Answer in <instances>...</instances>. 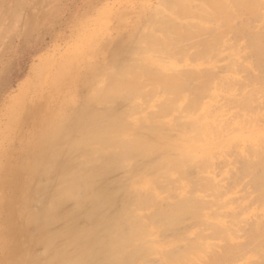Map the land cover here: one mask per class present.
<instances>
[{
  "label": "rangeland",
  "instance_id": "1",
  "mask_svg": "<svg viewBox=\"0 0 264 264\" xmlns=\"http://www.w3.org/2000/svg\"><path fill=\"white\" fill-rule=\"evenodd\" d=\"M184 1V0H183ZM187 3H186V2ZM184 2L185 3H183L182 1L180 2L179 0L178 1H175V0H0V167L1 166H4V165H8L7 163L9 162V161H7V160H9L10 159V157L8 158V156L6 157V155H9L10 153H12L13 154V157L15 158L14 159V161H15V164L13 163V166L15 167V168H11V171H10V177H11V179L9 178L8 179V185H11V186H8V188H6V190H4V191H2V190H0V232H2L1 233V235H0V237L1 238H3V241H1V239H0V264H14V261L13 260H15V264H19V262H20V264H22L23 262H27V258H29L28 259V261H31V262H33V263H36V264H43L42 262H44L45 261V264H47L48 262H50V261H52V260H54L55 258L53 257V256H49V255H51L50 253H52L51 251H52V248H53V252H55V255H58V254H62L63 252H66L67 251V249L70 251V249L71 250H73V247H74V245H76L75 247H74V249L75 248H79L80 246H82V245H84V244H86V241H88L90 238H92V239H96L97 237H95V236H97L96 235V233H97V230H95V229H98L99 228V225L101 224V222H100V220L101 219H103L102 217H104L105 215V217H104V219L107 217H110L111 216V214L113 213V210H114V208L116 207V203L118 202V200H122V198L124 197V195L125 194H127V187H128V183H129V181L128 180H130V179H128V177H127V179L125 178L124 179V176H129V178H131V175L132 176H134L133 178H135L139 173L138 172H140V169L141 168H143V167H145L147 164H148V162L150 163V161L152 162V160H156V159H159L162 155H160V153L158 154V153H154V154H151V157H153V158H151L150 159V156H148V157H146V158H144V159H141V160H139L138 162H137V164H134L135 163V161H133V159H131L130 161H129V163L127 164V165H129V166H125V168H117V169H115V167L114 166H112V168L114 167V169H115V171L112 169V168H109V169H107L108 167H106V169H105V171H104V173L106 172V178H104L103 180H102V182H99L98 183V186H95V188H94V191H98V192H100V191H107V192H110L111 190L112 191H114V194L116 195H114V197H116L117 199H114L113 201H110V202H108V208H106L107 207V204H106V207H103V206H105V204H102V206H98V210H99V212H98V210L96 209L97 207L95 206V207H93V208H91L90 210L93 212H91V211H89L88 212V214H90V212H91V214H93V215H89V217H88V214H86L85 216H84V212L83 211H81L82 209H84V211H88V204H89V202H91L89 199L90 198H88V199H84L83 201H82V203H81V205L80 204H76V205H74V203H73V201L71 202L70 200H68V198H65V197H60L59 199H58V205H56L55 207H54V209H51V207H53L52 206V203L50 204V206H49V209H50V211L51 212H57V214H58V212H60L59 214H62V216L61 215H59V216H56V217H58L57 219H58V222H59V220L61 221V219H60V217L63 219V218H65V219H68L66 222H65V219H63L60 223H58V222H56L55 223V220H52L53 222H49V223H51L50 225H49V223H47V225L45 224L44 226H43V230L45 231V229H46V231H48L49 232V230H51L54 226V230L56 231H54L53 229L51 230V232L53 231L54 232V234H55V236H57V237H53V239L51 240V242H48L47 244H52V242H53V244L51 245V247H48V245L46 246V245H42L43 247V250H41L42 248H40L41 247V243L39 244V243H37V245H38V247L40 248L39 250L41 251H38V248H37V246L36 245H34V243H32V242H30V241H28V244H30V245H28L27 244V246H29V247H27V246H25V247H23L22 245H20V247L22 248H19V245L17 244V242L18 243H21V244H25V243H27L26 241H27V239H31L30 237H33L34 238V236L32 235V233L34 232V228L33 227H31V226H29L28 225V227H27V225H25V227H24V224H20L21 222H19V220H17V216L15 215L16 214V212H17V209H16V207H15V205L17 204V206H18V200H17V198H19V196L17 197V196H15L17 193H18V191L16 192H14V194H12L13 193V189H14V187H16L17 188V185L21 182V180H20V178L18 179L17 178V173H28L30 170H29V166H26V164H24L23 163V161H24V157H23V155L21 154V149H22V147H23V143H25L26 142V140H27V134H28V132L29 131H31L32 129V127L34 126V121H33V119L35 118L34 117V115L35 114H37L38 113V111H37V109H38V107L37 106H39L40 104L41 105H43L42 103H46V101H48V99H49V97L51 96V95H54L55 93H56V99H60L61 98V96H59V95H62L63 96V94L65 93V91L63 90V89H61V90H57V89H55V87L53 86L54 85V82H55V80H52L51 81V79H56L57 77L55 76V75H57L58 76V74H60V73H58L60 70H61V68L62 69H66V68H68L70 65L71 66H75V68H74V70H78L79 72L78 73H81V75H85L86 76V74L89 76V78H90V76L92 77V78H90L89 79V81H92L93 80V83L94 84H96V85H94L93 83V85L94 86H97V87H95V88H97V89H99V88H104V83L106 82V79H111L112 78V76L115 78V76L112 74V76L111 77H108V78H106L107 76H105V79H104V81L102 80V79H100V77L97 75V73L99 72L100 73V71L102 70L101 68H103L102 66V64L105 62L104 61V57L106 58L107 57V55H108V57L107 58H110V56H114L115 55V52L117 53L118 51L121 53H119L120 55V57H121V55H124V52L127 50L128 51V53H129V55L132 57V60L134 59V58H140L141 56H143L144 55V53H146L145 55V59H150L151 61H153V62H155L156 63V61L158 60V62H160L161 63V59H163V58H165L166 60L164 61V59H163V62H164V64H160V63H157V64H159V65H161V67L162 68H158L156 65L154 66V64L152 63L151 64V62L149 61V63L148 64H146L145 65V63H144V60L143 59H141L140 58V64L142 63V65H140L139 64V61L138 62H136L135 64H134V62H132V60H131V57L130 56H127V57H129L130 58V60L129 59H127L125 62L126 63H124V64H127V66H125L124 68L125 69H127V68H129V70H131L130 68H131V65L133 66V64H134V66H133V70L134 69H138V68H142V66H143V68H142V70H140V71H144V73H146L147 72V68H149V70L148 71H150V74L153 76V72H151V70L152 69H154V75L155 76H153V77H156V75L158 76V77H156V78H158V80H159V75H158V72H161L162 71V73L164 72V74L166 75V73H168V72H165L164 71V69L166 70L167 69V66L168 67H170L171 66V64L169 63V62H171V63H174V64H176L175 62L177 61L176 60V58H174V57H172V55L171 54H174L175 53V49H174V47H178V45L180 44L181 46H183V45H186V41L184 42H181V40H180V42H178V37H176V35H178V34H180V36L181 37H184L185 38V36H187V35H189V38H190V35H191V30H193V31H197V29L196 28H199V30H202L203 31V29H206V30H204V31H206V34L208 35L207 37L205 36V38L206 39H211L213 36H214V34H215V29H214V31L213 30H211L210 28L213 26V25H215V24H213V23H215V21H218V20H220V21H222L221 20V18H220V13L218 14V16H219V19L215 16V14H213V13H215L214 11H212L211 9V7L213 6V5H215L214 3H210L208 0H190V2L188 1V0H185ZM207 1V2H206ZM210 1H212V0H210ZM214 1V0H213ZM218 0H215L214 2H217ZM220 1H223V0H220ZM232 3V0H225V2L224 3H221L220 5L222 6V5H225L226 7H228L229 6V8L228 9H230V7H231V5L233 4H230L229 5V3L230 2ZM244 1V0H243ZM256 1H257V3H256ZM263 2V3H259V5H261L262 7H263V5H264V0H255V3L256 4H258V2ZM198 2V3H197ZM228 2V3H227ZM234 2V1H233ZM248 2V1H247ZM174 3H177V4H179L178 6H176V4L174 5V7L172 6V4H174ZM194 3H196V4H194ZM200 3V4H199ZM201 3L203 4V6H204V10L205 9H207L206 7H208L210 4V6H209V9H210V11H209V9L208 10H206L205 11V14H207L206 12H208V15H209V12H211L212 13V15L214 16V19H211L210 18V20H209V23L207 22V21H205L206 22V24H213L212 26L210 25V27H208L203 21L204 20H207V19H209L208 17H207V19L204 17H202V19H203V21H202V19L201 20H199V18L198 17H196V11H197V16H201V14H203L202 13V11L201 10H199L198 11V6H201ZM204 3H208V5L206 6ZM210 3V4H209ZM219 3L220 2H217L216 3V7H218L219 6ZM170 4H171V7H170ZM180 4H182V8L185 10V9H188V10H185V11H187V15H188V18H189V21H191V23H189L188 21H186V23H185V17H187V15H184L183 13H185V11L184 12H181V11H183L180 7ZM188 4V5H187ZM191 4V5H190ZM195 6H194V5ZM228 4V5H227ZM263 4V5H262ZM167 5V6H166ZM185 5V6H184ZM197 5V6H196ZM234 5V4H233ZM243 5H245V3H239V2H237L236 1V6H238L239 8L240 7H243ZM194 8H193V7ZM206 6V7H205ZM225 6H222V8L223 7H225ZM260 6V7H261ZM166 7L167 8V10H166V8L164 9V8ZM197 7V8H196ZM214 7V6H213ZM234 7H235V5H234ZM174 8H175V10L178 8V10H176V12L178 11H180V13H181V15L179 14V13H177L179 16H180V18L177 16V14H176V12L174 13ZM201 8V7H200ZM199 8V9H200ZM157 9L158 10H160L159 11V13H157ZM192 10L190 13H188L190 10ZM218 9H219V7H218ZM217 9V10H218ZM227 8H226V10H228ZM165 10V11H164ZM193 10H194V13H193ZM202 10H203V8H202ZM214 10H216V9H214ZM219 10H221V9H219ZM168 11V12H167ZM224 11H225V9H224ZM230 11V13H231V10H229ZM240 11V10H239ZM154 12H156V13H154ZM163 12H165V13H163ZM171 12V13H170ZM198 12H200V13H198ZM237 12V11H236ZM236 12L235 13H232V14H234L235 16H236ZM242 12H245V10H243V11H241L240 13H242ZM153 13V14H152ZM194 15H193V14ZM211 13H210V15H211ZM229 13V14H230ZM99 14V15H98ZM224 17H226L225 16V12H224V14L223 13H221ZM250 13H248L247 12V16L245 15V17H246V19H247V21H246V19H245V17H243V15L241 14V16L244 18V20L246 21V23H245V25H248V26H241L240 24H238L237 22V24L240 26H235L236 25V23H235V21L236 20H233L231 17V19L229 18V21L232 23L233 22V24H234V26L235 27H232V28H225L226 30H228V32L230 31L231 32V34H230V32L228 33H226L227 35H228V37H227V39H226V37H225V35L222 33V35H224V37H222L221 36V34H220V36H219V34H217V36H215V38H214V41H212V43H213V45H209L210 46V48H209V46L208 45H206L207 43H205L203 40H201V41H203L205 44L204 45H201V46H207V48L209 49V50H207L208 51V53L207 54H205L204 52H203V55L205 56H203L202 57V55H200V54H198L197 56H195V57H191V58H189V56L187 55V57L189 58V60H187L188 58L186 57V58H182V57H185L186 55H185V53L186 52H184V50L186 49L185 47V49L184 50H181V48H180V51H182V52H184V53H179L178 51H176V52H178V54H179V56L177 57V58H180V56L182 55V59L179 61V59H178V61H177V65H174V64H172V66L173 67H175L176 68V70L178 71V69H180L178 72H179V74H185V78L184 79H186L187 80V82L189 81V82H191L192 84H195V80H194V78H196L197 80H196V82L197 83H199L198 82V77H199V73H201L200 71H203V69L202 68H204V70H206V68H208L207 70L209 71L210 69H212V74H211V70H210V72H208L207 70H206V72L205 71H203V73H201V75L202 76H200L199 77V79H200V83H202L207 77H208V75H209V77H208V80L209 81H211V82H209L207 79L205 80L207 83H208V85H209V87H208V85H207V83L206 84H204L205 82H203L202 84H200L199 83V86H197V87H200V85H201V87H203V85L204 86H206V87H208V89L206 90L207 91V95H206V92L204 91H202L203 92V95L205 94V96H203L202 95V98H201V96L199 95V96H197V95H195L196 93L197 94H199V92H200V90H202L203 88H195L196 86L194 85H192V86H190V87H192V89H191V92H189V93H192V91H193V89L195 90V91H193V96L191 97L192 99H197V100H200L201 102H203V101H205V102H213L214 103V105L212 104L211 105V108L213 109V110H219V109H224V111L223 112H228L229 110H232L231 112L229 111L227 114H231L232 116H233V114H234V116H233V118H235L239 113V117L241 118V120L239 119V117H236L235 119H234V121L237 123L238 121V123H237V125H236V123H235V125H233L234 124V122L232 121L233 120V118H229L230 120H231V122H230V120H224L223 122H225V123H227V124H224V126H226V127H224V130H216V129H214L213 130V132L211 131V135H212V138L213 139H223V138H226V141H227V143H228V145L226 144V145H223V146H225L226 148H224L223 149V147H222V149H221V147H218V149H216L215 150V152L212 154V155H217V153H219L220 151H221V154L219 153V155H218V157L216 158L218 161H216V159H215V156H213V158L212 157H210L211 158V161H210V159H209V163H207L208 161V159L206 160V161H203L204 162V164L202 165L201 164V162H199V161H191V164H190V162L188 161L187 163H186V165H185V167L183 168V169H180L179 167L178 168H176L175 170H173V168H172V166H170V168L174 171V172H172V170H171V174H166L167 176H166V178H165V176L163 177V176H161L159 179H160V181H161V183H160V185H165V186H162L161 187V189L162 188H164V187H166V185H167V188H168V191L167 190H165V189H163L164 191H167V193L166 192H163L162 190V195L164 194H168L170 197V199L169 198H167V199H165V200H167V202L168 203H170V205L172 206L174 203H173V201H174V199H175V201L179 198V195H180V192H181V190H180V187H178V185L176 186V184H175V182H177V184H178V179H180L179 178V176H184L183 178H181L186 184H187V189H186V191L187 192H194V193H192L191 195L189 194V193H187L188 194V196L190 197V204H191V207H192V209L194 210V213H191V215L189 214V212H187V213H184V214H182L180 217H178L177 218V220H176V223H172L173 225H169L168 224V227L166 226V227H164V226H162L161 228L159 227L160 226V224L162 223V217H160V215H157V216H155L154 218H151V220L149 221V219L147 218V217H145L144 215V217H145V219L149 222V224H151V226H152V228L156 231V234H157V236H158V238L159 239H168V237H169V239L168 240H172V241H174V240H176L177 241V239H176V237L177 238H181V239H179L178 241H177V244H176V247H178L176 250H180V248L181 249H183V250H186V249H188V246L189 245H184V244H187L188 243V241L190 242V243H194L193 241H196V242H198L199 244H203L204 245V243L206 242V241H209L210 242V245H211V247H209V245H205V247H204V252H210L208 255H209V258H210V260H212V262H214V264H250V262H252L253 260V262L254 263H251V264H263L264 263V259H262L263 257V250H264V245H262V247H260V248H257L256 247V245H252V244H250V243H246V242H248V237H249V235L252 233L251 232V229L250 228H252V226H253V224L252 223H254L257 219H255V217H257L258 218V216L260 217V215H264V212H261V210H260V208L263 206L264 207V201H261V200H257V197L255 196V195H257V193H259V191H258V188L259 187H257V185H255L254 184V182H251V180H249L250 178L251 179H253V176H254V172H258L259 173V171L261 172L262 171V168L260 169V167H258V165H260V163H257L258 162V160L256 161V158L255 157H253V158H250V157H252L249 153H248V155H250L249 156V158L250 159H247L246 157H245V154L247 153V151H241V149L242 148H245L244 146H246V148H251V149H249V151L250 152H253V150H254V148L256 147V146H262L263 148H264V135H262V131L261 130H264V126H262V125H264V113H263V111H264V77H263V79H262V76H264V73L263 72H261V71H259V70H257L255 67H252V65L254 64H252L251 62H255V55L253 54V52H252V50H249L248 48H250L248 45H246L245 44V42L247 43V44H249V39H248V33H247V31L248 30H251L252 28V32L253 31H255V32H257V31H259V30H261L262 29V24H264V18H263V16H259V15H262V14H260V13H255L253 16H251V14H250V16L251 17H255V19L254 20H250L249 18H247V17H249L248 15H249ZM161 15V16H160ZM173 15V16H172ZM209 15V16H210ZM256 15H258V17H260L261 19L260 20H258V18H256L257 16ZM173 17V18H170V17ZM184 16V17H183ZM203 16H207V15H204L203 14ZM228 16V15H227ZM237 16H238V14H237ZM176 17H178V18H176ZM229 17V16H228ZM232 17H234V16H232ZM239 17H240V14H239ZM241 17V19L243 20V18ZM183 18H185V19H183ZM197 18V19H196ZM152 20V21H150V20ZM162 19H163V21H162ZM170 19V20H169ZM191 19V20H190ZM192 19L193 20H195L197 23L199 22V23H204L205 25H200L199 23H198V25H199V27H197L196 25L197 24H195V23H193V22H195V21H192ZM223 19V18H222ZM237 19H238V17H237ZM248 19L250 20V23H249V21H248ZM258 20V21H255V20ZM172 20V21H171ZM174 20H176L177 22H180V20H182L181 22H180V24L183 22L184 23V26H182V27H179V28H174V26L172 27V23L171 22H173ZM188 20V19H187ZM225 20V19H224ZM223 20V21H224ZM228 20V19H227ZM226 20V21H227ZM132 21V22H131ZM153 21H156V23H153ZM176 21H174L176 24H177V22ZM202 21V22H201ZM229 21H227V22H229ZM240 19H238V22L240 23ZM153 23V25H155V26H153V27H156V26H158V27H156V29H154L153 27H152V25H151V23ZM170 23V24H168V25H170L171 27L168 29V28H164L162 25L164 24V23ZM173 22V23H174ZM187 22L191 25L192 24V26H190L189 24L188 25H186L187 24ZM243 22V21H242ZM158 23H160V24H158ZM182 23V24H183ZM83 24V25H82ZM137 24V25H136ZM172 24V25H171ZM175 24V25H176ZM179 24V23H178ZM194 24V25H193ZM232 24V25H233ZM242 24V23H241ZM259 24H261V26H259ZM161 25V26H160ZM250 25V26H249ZM148 26V27H147ZM160 26V27H159ZM177 26H179V25H177ZM202 26V27H201ZM204 26H207V27H205V28H203ZM86 27V28H85ZM122 27V28H121ZM164 29H163V28ZM214 27V26H213ZM244 29H243V28ZM82 28V29H81ZM182 28V29H181ZM188 29L189 30V34L187 33V30L186 29ZM196 30H195V29ZM208 28V29H207ZM251 28V29H250ZM142 31H141V30ZM167 29V30H166ZM191 29V30H190ZM231 29H235V30H239V31H241V30H243V31H241V32H238V34L239 35H241L242 34V38H241V36L239 37L238 36V34L236 35V36H238V40H237V38H236V36H234V38L236 39H232L233 38V36H232V30ZM241 29V30H240ZM134 30V31H133ZM182 30H186L185 31V33H187L186 35H185V33L182 31ZM198 30V31H199ZM207 30H210V33L211 34H213V36L212 37H210L209 36V32L207 31ZM131 31V32H130ZM202 31H199V32H197V34H199L198 36H200V32H202ZM212 31V32H211ZM234 31V30H233ZM135 32V33H134ZM151 32V33H150ZM179 32V33H178ZM183 32V33H182ZM74 33V34H73ZM142 33V35H140ZM143 33H145L146 34V36H151V38H150V40H147V39H144L143 40V38H145L146 36H144L143 38H140V37H142L143 35H145V34H143ZM178 33V34H177ZM196 33V32H195ZM220 33V32H219ZM224 33H225V31H224ZM235 33H236V31H235ZM148 34V35H147ZM196 34V35H197ZM203 34V35H202ZM201 34V36H204V34H205V32L204 33H202ZM137 35L139 36V38L137 37ZM230 35V36H229ZM76 36V37H75ZM131 36H132V38H131ZM134 36V37H133ZM157 36H159V41H162V43L161 42H159V41H156L155 39H153V38H156ZM192 36H193V34H192ZM200 36V37H201ZM171 37H173V39L171 38ZM188 37V36H187ZM187 37L185 38L186 40H187ZM229 37H230V39L231 40H229ZM232 37V38H231ZM132 40H131V39ZM171 38V39H170ZM188 38V39H189ZM192 38V37H191ZM241 38V39H240ZM125 39V40H124ZM174 39H176V40H174ZM182 39V38H181ZM193 39H198V38H194L193 37ZM199 39H202V38H199ZM199 39L197 40V43H198V41H199ZM129 40H131V41H129ZM135 40V41H134ZM139 40H141V41H139ZM170 40H171V42H170ZM190 40V39H189ZM195 40H193V42L195 43ZM212 40H213V38H212ZM225 40H227V41H225ZM233 40L235 41V43L237 42H240V43H238V44H234V45H231L230 44V41L231 42H233ZM128 41V42H127ZM133 41V42H132ZM144 41V42H143ZM155 41H156V43H155ZM175 41V42H174ZM200 41V43H202ZM125 42H126V44H125ZM179 44H178V43ZM206 42H207V40H206ZM227 42V43H226ZM228 42H229V44L230 45H228ZM152 43H153V45H152ZM172 43L174 44V43H176L177 45L175 46V44H174V47H173V53H172V51H170V55L168 54V52H167V54H164L165 52V49H166V47H168L169 45H171L172 46ZM192 43V41H190V44ZM193 43V44H194ZM199 43V44H200ZM209 43V42H208ZM241 43H243V46H245V47H243V46H241L242 44ZM130 44H132L131 46H136V44H138L137 46H136V48L134 49V51H136V53L133 51V48L130 46ZM144 44H145V46H144ZM148 44H150V50L151 51H148L147 49V47H148ZM188 44H189V41H188ZM199 44H196L195 43V45L194 46H198ZM226 44V45H225ZM239 44H241V45H239ZM129 45V46H128ZM153 47H152V46ZM224 45V46H223ZM228 45V47L230 48H228V47H225V46H227ZM122 46V47H121ZM124 46V47H123ZM144 46V47H143ZM170 46V48H172ZM213 46H215V47H213ZM129 47V48H128ZM143 47V48H142ZM151 47H152V49H151ZM156 47V48H155ZM192 48H193V45L191 46ZM225 47V48H224ZM244 49H243V48ZM125 48V49H124ZM127 48V49H126ZM138 48V49H137ZM147 48V49H146ZM170 48H169V50H170ZM191 48V49H192ZM198 48H200V46H198L197 47V49ZM206 48V49H207ZM237 48H239V50L237 49ZM247 48V49H246ZM123 49V50H122ZM155 49V50H154ZM164 51H163V50ZM189 49V51L188 52H191L192 51V53H191V55L193 54V53H195V50H196V48H193V50H190V48L189 47H187V49L186 50H188ZM234 49H236V50H234ZM243 49V52L241 53V50ZM138 50V51H137ZM144 50H146V51H144ZM168 50V49H167ZM200 50V49H199ZM201 50H202V48H201ZM203 50H205V49H203ZM213 50H215V52L213 51ZM140 51V52H139ZM143 51V52H142ZM206 51V50H205ZM248 51H250V52H248ZM122 52H123V54H122ZM139 52V53H138ZM142 52V53H141ZM157 54V52L158 53H162V54H157V56L156 55H153V54H155V53ZM214 54H213V53ZM236 52V53H235ZM240 54V55H242L243 54V56H240L243 60H245V59H247V57H245V54L247 55V56H249L251 59H249V60H247V62H250V64L249 65H247L246 63V61H243V64L245 65L244 67H243V64H239V63H241V61H242V59L240 58V57H238L237 55H238V53ZM248 54H247V53ZM81 53V54H80ZM87 53V54H86ZM94 53V54H93ZM126 53V52H125ZM209 53H211V55H213L212 57H214V58H212L211 57V60H209L210 59V56H209ZM228 54V53H231V54H233V56L235 57H232V55H230V56H227L226 54ZM234 53L235 54H237V55H234ZM88 55V54H90V55H88V56H86V55ZM114 54V55H113ZM139 54V55H138ZM164 54V55H163ZM190 54V53H189ZM80 55V56H79ZM166 55V56H165ZM174 55H176V54H174ZM183 55H185V56H183ZM223 55H226V56H224V57H227V59L226 58H223L224 60H222L221 58L223 57ZM251 55H254V56H251ZM60 56V57H59ZM98 56V57H97ZM140 56V57H139ZM151 56H153V57H151ZM171 56V57H170ZM199 56V57H198ZM54 57V58H53ZM81 57V58H80ZM84 57V58H83ZM101 57V58H100ZM125 57V56H124ZM197 57L200 59V60H198L197 59ZM209 57V58H208ZM221 57V58H220ZM238 57V58H237ZM248 57V58H249ZM252 57L254 58V59H252ZM83 58V59H82ZM143 58V57H142ZM157 58H159V59H157ZM171 59V58H173L174 60H176V61H173V59L172 60H168L167 61V59ZM201 58H202V60H201ZM203 58H205L206 60H204ZM230 58V59H229ZM237 58V60H235V63L236 64H238V67L240 68H244V70H246L245 68H248L247 69V72H248V70H250L249 71V73H251V74H248V79H247V77H246V80L244 79L245 78V76L247 75V74H245L244 73V70H237L238 69V67L236 68V65H235V63H234V61L232 60V59H236ZM89 59V60H88ZM95 59H97V60H95ZM99 59H100V61H101V65H100V61H99ZM196 59V60H195ZM218 59V60H217ZM219 59H221V63H220V60ZM226 59V60H225ZM239 59H241V61L239 62ZM80 60V61H79ZM155 60V61H154ZM160 60V61H159ZM183 60V61H182ZM253 60V61H252ZM70 61V63H72V64H68V62ZM73 61V62H72ZM80 63H82V64H80ZM84 61H85V63H84ZM91 61V62H90ZM129 61H130V63L132 62L133 64H129ZM134 61V60H133ZM142 61V62H141ZM166 61H167V64H165L166 63ZM193 61H196V62H200V66L198 67V68H196L195 70L196 71H199V73L198 72H195V73H197V77H195L194 76V78L192 79V77H193V75H192V77H187L188 75H187V71H186V69L188 68V71H189V67H190V63L189 62H193ZM205 61V62H204ZM215 61H218V62H215ZM234 63V65H233V67H231V66H229V69H228V67H227V65L229 64V63H231V65L233 64L232 62ZM46 62V63H45ZM64 62H65V65H68V66H66L65 67V65H64ZM75 62V63H74ZM77 62V63H76ZM98 62V63H97ZM107 62H108V64H107ZM106 62V65L108 66V68H110V69H112L113 67H115V65H117V64H113V67H111L112 65H110L109 64V62L110 61H107ZM113 62H115V61H113ZM179 62V63H178ZM196 62H194V63H196ZM208 64H207V63ZM229 62V63H228ZM238 62V63H237ZM49 63V64H48ZM56 63V64H55ZM75 65H74V64ZM87 63V64H86ZM111 63V62H110ZM138 63V64H137ZM181 63H183V64H181ZM212 63V64H211ZM84 64H86L87 65V67L86 68H81V66H83V67H85L86 65H84ZM124 64H120V65H118L119 67H121L122 68V65L124 66ZM130 66H129V65ZM144 64V65H143ZM170 66H169V65ZM187 64V65H186ZM189 64V65H188ZM203 64V65H202ZM207 64V65H206ZM218 64V65H217ZM224 64V65H223ZM226 64V65H225ZM55 65H57L58 66V68L55 66ZM105 65V64H104ZM105 65V67H107ZM136 65H137V67H136ZM149 65H151V66H149ZM153 65V66H152ZM181 65H183V66H181ZM206 65V66H205ZM219 66V65H221V66H219V68H220V70L222 71V70H225V71H220L219 72V70L217 71L216 70V67H214V66ZM223 65V66H222ZM230 65V64H229ZM239 65H241V66H239ZM71 66L69 67V68H71ZM88 66L90 67L89 69H87L88 68ZM92 66V67H91ZM164 66H166L165 68H164ZM189 66V67H188ZM208 66V67H207ZM247 66V67H246ZM117 67V66H116ZM136 67V68H135ZM150 67H151V70H150ZM154 67V68H153ZM172 67V68H173ZM215 69H214V68ZM224 67H226V68H224ZM230 67H231V69H230ZM48 68V69H47ZM78 68H80V70L78 69ZM118 68V67H117ZM117 68H113L112 70H115V69H117ZM156 68H158V69H156ZM218 68V67H217ZM222 68V69H221ZM224 68V69H223ZM233 68V69H232ZM86 69H87V71H89L88 73H86L87 71H86ZM163 69V70H162ZM191 69V68H190ZM199 69V70H198ZM202 69V70H201ZM95 70L97 71V73H95ZM129 70H127L128 72H130ZM139 70V69H138ZM137 70V71H138ZM145 70H146V72H145ZM157 70H158V72H157ZM169 70V69H168ZM176 70L174 71H172L173 73L174 72H176ZM194 70V71H195ZM213 70H216V71H213ZM226 70H228L229 71V73L228 74H226L227 72H226ZM232 70L234 71V73L235 74H233V72H232ZM237 72H239L240 74H238V73H236V71ZM91 71V72H90ZM126 71V72H127ZM136 71V70H135ZM155 71L157 72V74L155 73ZM170 71V70H169ZM230 71L232 72V73H230ZM85 72V73H84ZM95 73L96 75H95V77L94 76H92V75H90L91 73ZM127 72V73H128ZM178 72H176V74L175 75H177L178 74ZM191 73L193 72L192 70L190 71ZM214 72V73H213ZM224 72H226V73H224ZM246 72V71H245ZM257 72H259V73H257ZM260 72L263 74H260ZM53 73H55V74H53ZM57 73V74H56ZM98 73V74H99ZM109 73H111V72H109ZM162 73H160V77H164V76H162L163 74ZM171 73V72H170ZM209 73V74H208ZM216 73V74H215ZM226 76H229L230 78H232L233 76L236 78H232V79H234V81L232 80V79H228L229 81H230V83L231 84H233V83H235V85H234V87H233V85H231L230 83H229V81H227V79H225L227 82H228V84L223 80V78L221 77V76H224L223 74ZM129 74V73H128ZM131 74H133V71L131 72ZM149 74V73H148ZM147 74V75H148ZM194 74V73H193ZM206 74V75H205ZM208 74V75H207ZM236 74H238V75H236ZM258 76H256V75ZM182 75V76H183ZM206 77H204V76ZM212 77H211V76ZM213 75H214V77H213ZM215 75H217V77H218V75L221 77L220 78V80L217 78V79H215ZM231 75V76H230ZM242 75H245V76H242ZM250 75V76H249ZM255 75V76H254ZM260 75H262V76H260ZM110 76V75H109ZM142 76L143 75H141L140 77H138V79L140 80V79H142V80H145L144 78H142ZM146 76V75H145ZM149 76V75H148ZM148 76H146V77H148ZM151 76V77H152ZM180 75H177V77H179ZM189 76H191V74L189 75ZM240 76L242 77V78H240ZM260 76V77H259ZM35 77V78H34ZM48 77H49V79H48ZM56 77V78H55ZM131 77H132V79L133 78H135L134 77V74L131 76L130 75V80H132L131 79ZM145 77V78H146ZM150 77V78H151ZM152 77V78H153ZM211 77V78H210ZM244 77V78H243ZM252 77H256V79H257V81L258 80H262V82L260 81V82H257L256 80H255V78L252 80ZM128 78H129V76H128ZM150 78H148V79H146V82H144V83H142V84H144V86L142 85H140V83L138 82L139 80L137 79H135L137 82L136 83H139V84H137V87H140V88H138V90H139V92H140V94L138 95L137 93H135V91H137V90H134V92H133V94H131V93H129L128 92V94H131V96L130 95H127L126 96V94H124L128 99H126V97L124 98L122 95V102H124L123 103V105L125 104V102H126V104L127 103H130L129 104V107H128V105H124V106H121L122 104H121V102H119L120 101V97L119 98H117L118 97V94L116 95V97H115V94H113V97L112 96H110V95H112V93H110V95H108V94H105V95H107V98L103 101V100H101L100 99V102H98V100L97 101H95V104L93 103L94 101H91L93 104L91 105L90 104V106H86L85 105V103L82 101V100H84V96H83V94H84V89H85V87H80V88H78L77 89V94H74L75 95V97H77L78 98V101H76L77 103H76V105L74 106V105H71V107L70 106H68V107H70V108H72V107H76L77 109L78 108H80V109H82L83 110V116H90V117H99L97 114H95V113H97L100 109L103 111V110H107V109H112V111H113V113H115L116 115H117V111L118 110H122L125 114H126V116L129 118V116L131 115V114H133L134 112H135V109H137V112H139V114L140 115H143V116H149V119L150 118H152V116H150V115H154L153 117H155V115L157 116L158 114V112L157 111H159V115L157 116L159 119H163V118H175L176 119V117H178V116H181L179 119L181 120V119H183L182 117V114H183V112H187V111H185V106H184V110L182 109V106L181 105H179V103L178 102H180L179 101V99H178V94H177V97L175 98V96H176V92L177 93H180V92H182L183 94H189V93H187L188 91L187 90H185L186 88H185V86H184V84H186V83H184L183 84V80L181 79V77H180V79H181V82H180V80H179V82L181 83V84H183V86L182 85H180V86H182V87H180V86H178V90H180V89H182V90H180L179 92L178 91H176L175 89H174V87H171V89L170 88H168L169 90H167V91H165V92H163L162 90H160L159 91V89H162V87H163V90H165V86L167 87V86H169V84L167 85V84H165V82H164V86L162 85V84H158L157 83V81H156V79H154V80H151V82H152V84H150V86L148 87V88H150L151 89V92H148V96H147V94H145V93H147V92H145V93H141L142 91H143V89L142 88H145V90L147 89L146 88V86H148L149 85V79ZM165 78V77H164ZM167 78H169V77H167ZM203 78V79H202ZM205 78V79H204ZM228 78V77H227ZM239 78V79H238ZM259 78V79H258ZM261 78V79H260ZM94 79L95 80H97L96 82H94ZM166 79V78H165ZM179 79V78H178ZM178 79L176 80V81H178ZM211 79H213V80H211ZM221 79L223 80V84L221 83L220 85H223V89H221V91H220V89L219 88H221V87H219V85L218 84H216V83H218V81H221ZM249 79H251L250 80V82L252 83V84H247V89H246V84L244 83V82H247ZM99 80V81H98ZM103 82H102V81ZM127 82H129V80L128 79H125ZM125 80H124V82H125ZM168 79H166V81H167ZM169 80H171L170 78H169ZM192 80H193V82H192ZM217 80V81H216ZM238 81V83L236 82V81ZM242 80L244 81V82H242ZM110 81V80H109ZM108 81V82H109ZM141 81V80H140ZM163 81V79H161V82ZM174 81V80H173ZM202 81V82H201ZM232 81V82H231ZM256 83H255V82ZM29 82V83H28ZM40 82H42V83H40ZM49 82H50V84H49ZM53 82V83H52ZM84 82V81H83ZM82 82V84L81 85H84V84H86V82L85 83H83ZM110 82H114V80H112V81H110ZM126 82V83H127ZM159 82V81H158ZM178 82V83H179ZM185 82V81H184ZM188 82V84H186V85H189V84H191V83H189ZM241 84H240V83ZM249 82V81H248ZM249 82V83H250ZM48 83V84H47ZM51 83H52V88L53 89H55V90H57V91H53V89H51L49 86H51ZM126 83H124V85L126 86ZM160 83V82H159ZM163 83V82H162ZM177 83V82H176ZM176 83H173V85H175ZM258 83H259V85H258ZM42 84V85H41ZM44 84H47V85H45L44 87H43V85ZM106 84V83H105ZM108 84H110V83H108ZM107 84V85H108ZM113 84V83H112ZM112 84H110V86L112 85ZM148 84V85H147ZM238 84H239V87H238ZM255 84V85H254ZM40 85V86H39ZM49 85V86H48ZM129 85V84H128ZM153 87H156V88H153ZM172 84H171V86H173ZM177 85V84H176ZM226 85V86H225ZM228 85V86H227ZM232 86L231 88H229L230 86ZM242 85V86H241ZM42 86V87H41ZM109 86V85H108ZM131 86V87H130ZM130 86L128 87L127 86V88H129V89H131V92H132V85L130 84ZM237 86V87H236ZM251 86V87H250ZM255 86V87H254ZM29 87V88H28ZM170 87V86H169ZM176 87V86H175ZM183 87L185 88L184 90H185V93H184V91H183ZM194 87V88H193ZM228 87L229 89H226V88ZM240 87H241V89H240ZM37 88V89H36ZM41 88V89H40ZM46 88H48V89H46ZM77 88V87H76ZM126 88V89H127ZM172 88H173V91H172ZM189 88V87H188ZM187 88V89H188ZM251 88V89H250ZM44 89V91H45V89H46V91H48L49 92V90L51 89L52 91L51 92H49L50 94H47V92H42V90ZM96 89V93L98 92L99 93V91H100V89L99 90H97ZM129 89H127L128 91H129ZM142 89V90H141ZM155 89V90H154ZM156 89L160 92L159 94H158V91H156ZM217 90V89H219V90H217V95H222L224 92H226L225 93V95L223 94L222 96H216V93H215V91H213V90ZM224 89H226V91H223ZM237 89V90H236ZM41 90V91H40ZM84 90V91H83ZM102 90V89H101ZM189 90H190V88H189ZM208 90H209V93H208ZM249 90V91H248ZM256 90V91H255ZM260 90L262 91V93L263 94H260L261 92H260ZM59 91V92H58ZM62 91V92H61ZM80 91V92H79ZM95 91V90H94ZM148 91H150V90H148ZM170 92V94H168L169 92ZM171 91H172V93L174 92V95L172 96V94H171ZM197 91V92H196ZM223 91V92H222ZM237 91H240V95H238L239 93H237ZM257 91H259V92H257ZM38 93V95H37V93ZM53 92H55V93H53ZM59 94H58V93ZM112 92H114V93H116L115 91H112ZM138 92V91H137ZM144 92V91H143ZM168 92V93H167ZM195 92V93H194ZM221 92V93H220ZM229 92V93H228ZM61 93V94H60ZM80 93V94H79ZM149 93H150V96L152 95V98L149 96ZM78 94H79V97H78ZM144 94V95H143ZM158 94V95H157ZM161 94H163V95H170V96H172V98L174 97V99H172V102H173V104H175V100H176V105H173L172 103L171 104H167V103H165V102H161V100H162V95ZM200 94H202V93H200ZM257 94V102L255 101L256 100V98L254 99V101H255V103H253L254 101H253V96L254 97H256L255 95ZM41 95H45L44 97H42ZM48 97H47V96ZM50 95V96H49ZM261 95V96H260ZM21 96V97H20ZM32 96V97H31ZM40 96V97H39ZM81 96V97H80ZM129 96V97H128ZM190 96V94L189 95H187V98H190L189 97ZM197 96V97H196ZM64 97V96H63ZM131 97V98H130ZM193 97H195V98H193ZM221 97V98H220ZM112 98V99H111ZM133 98V101H135V102H138V107L136 106V103H132V102H128V101H131V99ZM135 98V99H134ZM141 98H142V100H141ZM185 99V101H187L188 99ZM220 98V99H219ZM247 98V99H246ZM250 98H252L251 100H250ZM263 98V99H262ZM36 99V100H35ZM40 99H41V101H43L42 103H41V101H40ZM115 99H117V100H115ZM126 99V100H125ZM244 99V100H243ZM249 99V100H248ZM28 100V101H27ZM111 100V101H110ZM146 100V101H145ZM36 101H37V103H36ZM145 101V102H144ZM189 101V100H188ZM215 101H217V102H215ZM246 101L248 102V103H246ZM249 101L251 102V101H253V102H251V103H249ZM261 101H262V103H261ZM33 102V103H32ZM52 102V101H51ZM83 102V103H82ZM96 102H97V104H96ZM142 102H144V105L146 106V108H144V105L142 104ZM157 102V104H155ZM159 102H161V104H160V106H159ZM242 102V103H241ZM244 102V103H243ZM260 102V103H259ZM34 103H35V105H34ZM80 103V104H79ZM82 103V104H81ZM121 104V105H119V104ZM133 105H132V104ZM147 103V104H146ZM167 104V105H165V104ZM221 103V104H220ZM249 104V106L248 105H246V104ZM258 103H259V105H258ZM32 104V105H31ZM38 104V105H37ZM101 104V105H100ZM141 104H142V106L143 107H141V109L143 110V111H141V109H140V106H141ZM165 105V107H163L164 105ZM182 104H186V103H182ZM233 104V105H232ZM240 104H243V106H241ZM253 104V105H252ZM255 104V105H254ZM107 107H106V106ZM117 105V106H116ZM134 105L136 106V108L134 107ZM155 105V106H154ZM157 105V106H156ZM188 105V104H187ZM235 105H240V106H236L235 107ZM263 105V106H262ZM23 106V107H22ZM30 106V107H29ZM111 106V107H110ZM117 108H116V107ZM130 106L132 107L131 108V110L133 109V111L131 112L129 109H130ZM152 106V107H151ZM173 106H176V107H173ZM224 106V107H223ZM233 106V107H232ZM245 106H246V109L248 108H250V109H253V107H254V109L253 110H250V112H249V110L247 109V113L245 112V113H243V110L245 109ZM252 106V107H251ZM258 106H260V107H262V108H258ZM110 107V108H109ZM135 109H134V108ZM151 107V108H150ZM154 107H157V109L156 108H154ZM159 107V108H158ZM171 107H172V109H171ZM189 107H190V104H189ZM214 107V108H213ZM244 107V108H243ZM31 108L33 109V110H31ZM87 108V109H86ZM100 108V109H99ZM106 108V109H105ZM187 108V107H186ZM190 108H193L192 106L190 107ZM227 108V109H226ZM241 108H243V110L241 111L240 109ZM73 109V108H72ZM96 109V111H95V113H93L92 111H90L89 113L87 112V110H95ZM97 109H99V110H97ZM144 109H146L145 110V112H144ZM152 109V110H151ZM100 110V111H101ZM114 110L116 111V112H114ZM126 110H129V111H127V112H129L128 114H127V112H125ZM148 110V111H147ZM170 110H171V114H170ZM183 110V111H182ZM188 110H191V109H188ZM226 110V111H225ZM239 110V113H237L236 111H238ZM30 113H29V112ZM99 111V113H101ZM110 112H108V110L106 111V112H108V115L109 114H111V115H113V116H116L115 114H113L112 113V111L111 110H109ZM140 111L142 112V113H140ZM156 111V112H155ZM233 111H235V112H233ZM244 111H246V110H244ZM150 112V113H149ZM152 112H154V113H156V114H152ZM233 112V113H232ZM254 112V115H256V120L252 123V121H250L249 120V115H248V113L250 114H252ZM258 112V113H257ZM98 113V114H99ZM102 113H104V111L102 112ZM16 114H17V116H16ZM95 114V115H94ZM135 114V113H134ZM149 114V115H148ZM237 114V115H236ZM165 115H166V117H165ZM168 115V116H167ZM245 115L247 116V118H245ZM253 115V114H252ZM132 116V115H131ZM174 116V117H173ZM232 116H230V117H232ZM157 117H155L154 119H156ZM161 117V118H160ZM32 118V119H31ZM100 118V117H99ZM157 118V119H158ZM177 118V119H178ZM247 119V121L245 122L243 119ZM259 118H261L260 119V121H259ZM238 120V121H237ZM261 120H263V121H261ZM27 121H31L30 123H31V125H29L30 123L29 122H27ZM33 121V122H32ZM148 121V120H147ZM243 121H244V123H243ZM176 122V121H175ZM241 122H242V124H241ZM176 123H178V122H176ZM256 123V124H255ZM261 123H262V125H261ZM28 124V125H27ZM33 124V125H32ZM36 124V123H35ZM141 124H143L144 125V128H145V130L147 129V124H146V122H145V124L144 123H142V122H140V123H138L137 125L139 126V129L140 130H142V128H140L141 126ZM232 125V127H234L233 129H231V125ZM252 124H254V126L252 125ZM146 125V126H145ZM179 125H181V123L179 124ZM182 125H186V126H188L187 124H182ZM239 125V126H238ZM262 126V129H261V126ZM32 126V127H31ZM137 126V127H138ZM29 129H31V130H29ZM236 127V128H235ZM241 129H240V128ZM258 127V128H257ZM13 128V129H12ZM144 128H143V130H144ZM176 128H178V127H176ZM175 128V129H176ZM213 128V127H212ZM230 128V129H229ZM242 130L243 129V131H245V128L248 130H250L249 132H251V135L249 134V135H245L244 137H241L242 139H244V140H239V139H237V138H240V136L238 137L237 136V138H235L236 136H235V134H237V133H239L240 131L238 130ZM28 129V130H27ZM261 129V130H260ZM145 130H144V132H145ZM169 130V128L167 127V125H163V128H162V131H168ZM238 130V131H237ZM257 130H260L261 131V133L260 132H258ZM27 131V132H26ZM221 131V132H220ZM230 133H229V132ZM8 133V134H7ZM16 133V134H15ZM25 133V134H24ZM260 133V134H259ZM24 134V135H23ZM164 134V133H163ZM170 135L172 134L173 135V137H175L174 135H176V137H179V136H177V133L176 132H172V133H169ZM221 134V135H220ZM234 136H232V135ZM255 135V137H253V135ZM257 134V135H256ZM258 134H259V137H258ZM264 134V133H263ZM29 135V134H28ZM171 135V136H172ZM229 135H231V136H229ZM216 136V137H215ZM221 136V137H220ZM227 136V137H226ZM24 137H26V138H24ZM199 137V139L200 140H202L203 141V139L204 138H202L203 137V135H199L198 136ZM231 138V139H229V138ZM252 137V138H251ZM257 137V138H256ZM6 138V139H5ZM240 138V139H241ZM256 138V139H255ZM247 142H246V141ZM251 140V141H250ZM258 141V142H257ZM263 141V142H262ZM15 144H13V143ZM235 142H237L236 144H235ZM252 142V143H251ZM253 142H255V143H253ZM12 143V144H11ZM234 144V146H232L233 144ZM257 143V144H256ZM260 143V144H259ZM229 144H231V145H229ZM253 144V145H252ZM15 146V148H13ZM254 146V147H253ZM19 147V148H18ZM228 147H230V148H228ZM231 147H233L234 149H232ZM17 148V149H16ZM75 149V150H74ZM81 149H82V151H81ZM239 149V150H238ZM73 150L74 151H71L70 152V156H69V158L71 157V161H72V163L74 164V165H81V164H83V163H85V154H84V151H83V148H80V149H78V147H74L73 148ZM233 150H235L234 152H232V154L229 152V151H233ZM244 150V149H243ZM247 150V149H246ZM173 151H175V152H173L172 154H175L176 153V150H173ZM223 151H228L229 153H230V155H229V153L227 154V153H222ZM248 151V152H249ZM263 152V151H262ZM8 153V154H7ZM79 153V154H78ZM236 153H237V155H236ZM239 153V154H238ZM14 154H15V156H14ZM76 154H78V155H76ZM98 154V153H97ZM97 154H95V155H97ZM177 154V153H176ZM175 154V155H176ZM226 156H224V155ZM227 154V155H226ZM156 155V156H155ZM174 155V156H175ZM238 155L239 156H241L240 158H241V160H239V157H238ZM222 156L223 157H225V158H223L222 159ZM244 156V159L242 158ZM60 157V156H59ZM177 157V156H176ZM238 157V158H237ZM134 158V157H133ZM254 158H255V160H254ZM60 159V161H61V158H59ZM150 159V161H148ZM225 159H227V161H224ZM232 159H233V162L235 161V159H238V162H241L240 164V167L243 169H241L239 166H238V164L239 163H237V162H235L233 165L232 164H230V162L232 163ZM144 160V161H143ZM213 160V161H212ZM214 160H215V162L216 163H214V165H213V163L211 164V162H214ZM245 160V161H244ZM248 160H249V162H250V164H252V167H254V168H252V170L254 171V172H251V169L250 168H247V165L248 164H246V163H249L248 162ZM250 160H252V161H250ZM21 161H22V163H21ZM132 161H133V163H132ZM19 162V163H18ZM224 162H226L227 164H224ZM244 162H245V164H244ZM146 163V164H145ZM198 163H199V168H196L197 167V165H198ZM221 163V164H220ZM134 164V165H133ZM203 166V167H201V165ZM243 164H244V166L246 167V173L244 172V166H243ZM258 164V165H257ZM132 165L134 166V167H132ZM138 167H136V166ZM224 165V166H223ZM226 165V166H225ZM188 166V167H187ZM195 168H194V167ZM233 166H235V168L233 167ZM237 166V167H236ZM20 167V168H19ZM24 167V168H23ZM135 167L137 168V169H135ZM193 169H192V168ZM201 167V168H200ZM221 167L222 169H220L219 170V168ZM231 167V168H230ZM136 170H134V169ZM205 168H207V169H205ZM217 170H216V169ZM230 168V169H229ZM236 168H240V171L238 170V169H236ZM111 169L113 170V171H111ZM130 169V170H129ZM211 169H213V171H215L216 172V178L219 176V178H221V177H228V178H230L228 175H230L229 174V172L231 173V170H233L232 171V175H230L232 178L234 177V176H236L237 174L239 175V173H241V175H239V179H237V177H236V179H237V181L235 180V183L237 182V184H238V182H239V184L237 185V184H235L234 183V185L232 186V187H234V188H232V187H230V186H227L228 184H230L229 182H231L232 180H231V178H230V180L231 181H229L228 183H227V180H229L228 178H227V180H223V179H225V178H223V179H221V180H219L218 178H217V180H218V183L221 181L222 183H219L220 185H221V187L222 188H225L226 186L227 187H230V189H231V191H230V189H229V191H227V187L225 188V189H221V187H220V190L221 191H223L222 193L223 194H225L226 196V198H222V194L220 193V195H221V200H219L220 202H221V204L219 205V203L220 202H218V203H216V202H214L215 203V205H213L212 203H211V205H213L212 207L210 206V204H209V206H208V202L207 201H203L205 204L204 205H206V207H204V205H200V203H199V198H197V200H198V202L197 201H195V199H193L194 197H195V193L196 192H199L198 190L199 189H197V188H207V189H205V190H207V191H205L204 189H203V191L200 189V191H202V192H206V193H208V194H210V193H212V191H210L211 190V188L209 187V184H210V182H208V181H206L208 178H206L207 176H205L206 175V170H208V171H211ZM215 169V170H214ZM229 169V170H228ZM235 169H236V171H235ZM108 170V171H107ZM116 170H118V171H116ZM133 170V171H132ZM188 170V171H187ZM198 171V172H195V171ZM205 170V171H204ZM247 170H248V172H250V173H248L247 172ZM256 170V171H255ZM259 170V171H258ZM130 171H132V172H130ZM176 171H178V172H180L179 174H178V172L176 173ZM187 173H186V172ZM227 171H229L228 173H227ZM235 171V173H233ZM239 173H238V172ZM242 171L245 173V175H244V173H242ZM122 172V173H121ZM123 172H125L124 174H123ZM190 172V173H189ZM195 172V173H194ZM201 172V173H200ZM214 172V173H215ZM220 174H219V173ZM225 172V173H224ZM237 172V173H236ZM15 173V174H14ZM108 173V174H107ZM119 173H120V175H119ZM198 173V174H197ZM211 173V172H210ZM224 173V174H223ZM49 174H50V171H49ZM114 174V175H113ZM116 174V175H115ZM181 174V175H180ZM204 174V175H203ZM217 174H219L218 176H217ZM221 174H223V175H221ZM253 174V175H252ZM165 175V174H164ZM171 175V176H170ZM197 175H199V176H197ZM247 175V176H246ZM251 177H250V176ZM13 176L15 177V180L13 179ZM119 176H122V177H120V179H119ZM244 176V177H243ZM170 179V180H172V179H174L172 182H170L171 183V185H172V187L173 188H171L173 191V193H171L170 191H171V189L169 188L171 185L168 183L169 182V180H168V178ZM174 177V178H173ZM123 178V179H122ZM133 178H131V180L133 179ZM172 178V179H171ZM184 178H185V180H184ZM17 179H18V184H17ZM175 179H177L176 181H175ZM188 179V180H187ZM241 179V180H240ZM14 182H13V181ZM121 180L123 181V182H121ZM127 180V181H126ZM130 180V181H131ZM191 180H193V183L191 182V185H190V181ZM240 180V181H239ZM23 181V180H22ZM113 181V182H112ZM166 181H167V183H166ZM175 181V182H174ZM198 181V183H194V182H197ZM226 181V182H225ZM247 181V182H246ZM33 182V181H32ZM226 184H225V183ZM107 183H108V185H110V186H108L107 188H105L106 186H107ZM110 183V184H109ZM200 183V184H199ZM209 183V184H208ZM232 183V182H231ZM251 183V184H250ZM201 184H203V187L202 186H200ZM204 184H205V186H204ZM46 185L47 184H45L44 185V187H46ZM105 185V187H103V188H101L102 186H104ZM113 185H115V187H113ZM190 185V186H189ZM199 185V186H198ZM226 185V186H225ZM237 185V186H236ZM242 185H243V188L241 189V187H242ZM253 185L255 186L254 188H253ZM12 186H13V188H12ZM175 186H176V188L178 187L179 188V190H178V188L176 189L175 188ZM210 186H211V184H210ZM225 186V187H224ZM245 186V187H244ZM47 187H48V185H47ZM98 188V189H97ZM113 188V189H112ZM114 188H116L117 190H114ZM166 188V189H167ZM236 188V189H235ZM251 188V189H250ZM47 189V188H46ZM46 189H39V190H42L41 192L40 191H38L39 192V194L41 193L42 194V196H41V194H40V196H39V194L37 195L38 197H40V198H42V197H44L43 196V191H45ZM96 189V190H95ZM106 189V190H105ZM109 189H111V190H109ZM170 189V190H169ZM188 189H192V190H194V191H190V190H188ZM213 189V188H212ZM233 190H235L234 192H232ZM255 190H256V192H255ZM48 191H49V189H48ZM103 191V192H104ZM220 191V192H221ZM240 191V192H239ZM249 191V192H248ZM106 192V193H107ZM116 192H117V194H116ZM175 192H177V193H179V195L177 194H175ZM230 192H232V194H230ZM237 192V193H236ZM242 192H244V193H242ZM255 192V193H254ZM2 193V194H1ZM46 193H50V192H47L46 191ZM45 193V194H46ZM119 193V194H118ZM170 193L172 194V195H170ZM206 193H204V194H206ZM215 192H213V194H214ZM245 193H247V194H245ZM254 193V194H253ZM5 194V195H4ZM175 194V195H174ZM206 195L205 196V198L207 199H209L210 201H211V199H212V201L214 200L213 199V197L211 196V195ZM238 194V195H237ZM240 194H241V196H242V194L244 195L243 197H241L240 196ZM2 195V196H1ZM3 195H4V197H3ZM14 195V196H13ZM49 195V194H48ZM47 195V196H48ZM120 195V196H119ZM215 195H216V193H215ZM228 195H231V196H228ZM258 195H262V193L260 192ZM264 195V194H263ZM263 195L260 197V199L262 198L263 200H264V198H263ZM46 196V197H47ZM118 196V197H117ZM193 198H192V197ZM209 196V197H208ZM235 198H234V197ZM239 196V197H238ZM245 196H248L247 197V200H246V198H245ZM252 196V197H251ZM253 196H255V198H256V200L255 199H253ZM14 197H15V200H14ZM120 197H121V199H120ZM144 197V196H143ZM149 197V196H148ZM148 197L146 198V200H148ZM171 197H173V198H171ZM174 197H176V198H174ZM224 197V196H223ZM230 197H231V199H230ZM232 197H233V199H232ZM236 197H238L240 200V202L237 200V198ZM230 200H229V199ZM244 198V199H243ZM37 198H35V200L34 201H32L31 202V208H32V210H34L35 208H36V210H38L39 208H40V206L42 205V206H44L43 204H45V202H44V199H40V200H38L40 203H38V206L36 205L37 204V200H36ZM207 199V200H208ZM228 199V200H227ZM234 199L235 200H237V202H238V204L234 201ZM251 199H253V201L251 200ZM67 200V201H66ZM116 200H117V202H116ZM149 200H151L150 198H149ZM148 200V201H149ZM152 200H153V197H152ZM151 200V201H152ZM165 200H161L160 198L159 199H157V198H155L153 201V203L155 204H153L152 205V202L151 201H146V205L150 208L148 211H151L153 208H156V206L158 207L159 206V209H155L156 211H154L155 213L157 212V211H160V210H162L163 208V206L164 205H162L163 203L166 205L167 204V202L165 201ZM193 200V201H192ZM208 200V201H209ZM227 200V201H226ZM250 200V201H249ZM215 201V200H214ZM223 201H226V202H224V204H226V203H228V205L227 206H225L222 202ZM231 201H233V202H231ZM247 201H249V202H252L251 204L250 203H248ZM19 202H23L22 200H20ZM34 202V203H33ZM86 202H87V204H86ZM114 203V205H112V206H114V208L111 206L110 207V205L111 204H113ZM157 202V203H156ZM231 202V203H230ZM244 204H243V203ZM33 203V204H32ZM36 203V204H35ZM84 203V204H83ZM149 203V204H148ZM171 203H173V204H171ZM236 203V204H235ZM259 203H260V205H259ZM67 204V207H65V205ZM73 204V205H72ZM85 204H86V207H85ZM202 204V203H201ZM216 204H218V208H219V211H222V206L221 205H224V208H223V211L220 213V212H218V208L217 209H215L216 208ZM248 204H249V206H248ZM259 206H258V205ZM90 205V204H89ZM133 205V206H132ZM245 205H247L248 206V208L245 206ZM73 206H74V208H73ZM76 206H78L79 207V209L76 207ZM82 206V207H81ZM139 205H137V203H135V202H133V203H131L130 205H129V207L128 208H132V209H137L136 211H138V209H139V207H138ZM167 206V205H166ZM166 206L164 207V208H166ZM215 206V207H214ZM221 206V207H220ZM244 206H245V210L247 211H245L244 210ZM257 206V207H256ZM38 207V208H37ZM168 207H169V204H168ZM206 208V209H204V208ZM226 207H228V208H226ZM229 207H230V209H232V210H230L229 209ZM236 207V208H235ZM241 207H243V208H241ZM76 208H77V211H76V213H75V210H76ZM87 208V209H86ZM101 208L104 210H101ZM198 208V209H197ZM208 208V209H207ZM247 208V209H246ZM258 208V209H257ZM73 209V210H72ZM106 209V210H105ZM108 209V210H107ZM211 209V210H210ZM229 209V210H228ZM239 209H243V210H239ZM249 209V210H248ZM254 209V210H253ZM54 210V211H53ZM78 210L79 211H81V213L83 212V216H81L82 214L80 213V216H81V218H79L80 216H78L79 215V212H78ZM97 210V211H96ZM101 210V211H100ZM143 210V213H145V215H146V210L145 209H142ZM154 210V209H153ZM228 210V211H227ZM234 210V211H233ZM236 210H238V211H236ZM251 210V211H250ZM67 212V213H65V212ZM105 211H107V214L105 213L104 214V212ZM140 211V210H139ZM218 212V214L217 213H215V212ZM226 211V214H228V215H226L224 212ZM232 211H233V213H232ZM253 211H257L258 213H259V215H257V216H255L254 217V215L257 213V212H255V214H254V212ZM100 212H103V215L100 213ZM212 212H214V216H211L213 213ZM232 214H231V213ZM241 212V213H240ZM243 212H245L246 214H242ZM95 213H97L98 215H96ZM141 213V212H140ZM220 213V214H219ZM235 213V214H234ZM263 213V214H262ZM64 214H66V217H68V215L70 214V220H72L73 218V220L74 221H76V222H74L73 221V223H72V221H69V217L68 218H66V217H64ZM68 214V215H67ZM75 214L78 216V218H77V216H75ZM99 214H100V216H99ZM108 214H109V216H108ZM189 214V215H188ZM194 214V215H193ZM148 215V214H147ZM146 215V216H147ZM150 215V214H149ZM187 215L189 216V218H187ZM209 215V216H208ZM219 215V216H218ZM234 215H237V216H239V217H237V216H235V217H233ZM253 217H252V216ZM72 216V217H71ZM93 216V217H92ZM101 217L100 219H99V221H98V228L96 227V225L97 224H95L96 222H97V219H98V217L95 219V223H94V218L95 217ZM192 216H193V218H194V220L192 219ZM199 216L201 217V219L199 218ZM215 216H218L219 218H221L222 220H226V219H229L230 220V218H231V216H232V218H231V220L233 221H235V218H237L238 219V221L240 220V218L242 219V218H244V219H246L245 217H248L247 218V221H248V223H247V221L245 220V223H243L242 224V221L241 222H239V224L241 225V227H240V230L243 232V234H241V236L239 237L240 239H239V241L241 242V244L244 242L245 244V246L243 245H237L238 247H235V250H237L240 246L241 247H243V249H244V252H245V254L243 255V254H241V250H242V248L240 249H238L237 251H234V250H232L233 249V246L232 245H230V243H229V241L227 240V239H225L227 236H225L224 234H225V231H223V232H218L219 234L220 233H222V235H221V238H220V235L218 236L217 235V238L218 239H216V238H212V236L210 235V234H212V231H214V230H210L209 228L210 227H213V223L212 222H210V219H211V217H215ZM229 216H230V218H229ZM16 217V218H15ZM82 217H85L84 219L82 218ZM89 218V220L91 219V221H93V224H91L90 222L91 221H89L88 220V218ZM157 217V218H156ZM205 217V218H204ZM250 217V218H249ZM87 218V219H86ZM196 218H199V219H196ZM203 218H204V222L206 223V224H204L203 222H201L200 223V221L201 220H203ZM226 218V219H225ZM83 219V220H82ZM103 219V220H104ZM158 219V220H157ZM161 221H160V220ZM236 219V220H237ZM253 220V221H251V220ZM255 219V220H254ZM259 219V218H258ZM82 220V221H81ZM85 220H88V221H85ZM103 220H101V221H103ZM195 220H197V221H199V222H197L196 221V223H195ZM206 220V221H205ZM231 220H230V224H233L232 222H231ZM57 221V220H56ZM63 221L65 222V223H67L65 226H63V227H61V225L60 224H63ZM81 221V222H80ZM85 221V222H84ZM192 221V222H191ZM244 221V220H243ZM251 221V222H250ZM70 222V223H69ZM84 222V223H83ZM100 222V223H99ZM155 222V223H154ZM79 223V224H78ZM83 223V224H82ZM86 223H87V225H89V223H90V225H92V226H90V228H92V229H90V228H88V226H87V229L89 230V231H92L93 232V229H94V231H96L95 232V234L93 233V234H85L86 232V228L84 229L83 228V226L82 225H86ZM180 223V224H179ZM201 225H200V224ZM226 223H227V220H226ZM250 223V224H249ZM58 224H59V227H61V228H59L58 227ZM76 224V225H75ZM82 224V225H81ZM95 224V225H94ZM157 224H158V226H157ZM227 224H229V222L227 223ZM246 224H248V225H246V226H248V227H246L245 225ZM56 225H57V227H56ZM79 225V226H78ZM196 225L198 226V225H200V226H198V227H196ZM205 225H206V228H205ZM252 225V226H251ZM24 227L25 228V230H23L22 229V227ZM52 227V228H50V227ZM74 226V227H73ZM78 226V227H77ZM83 228H81V227ZM175 226V227H174ZM216 226V225H215ZM235 226V225H234ZM32 229H31V228ZM64 227H67L69 230L71 229V228H74L75 230H71V231H69L68 229L66 230V228H64ZM85 227V226H84ZM174 227V228H173ZM217 227V226H216ZM215 227V231H217L218 229ZM45 228V229H44ZM78 228V229H77ZM80 228V229H79ZM165 228V229H164ZM169 228H171V229H173L172 231H171V229H169ZM247 228V230H245V229ZM250 230H249V229ZM21 229V230H20ZM32 230V232L30 233L31 234V236H29L30 234L28 233V231H30V230ZM78 230V232H77V230ZM164 229V230H163ZM169 229V230H168ZM180 230L179 232H178V230ZM184 231H183V230ZM213 229V228H212ZM2 230V231H1ZM19 230V231H18ZM27 230V231H26ZM58 230V231H57ZM61 230V231H60ZM63 230V231H62ZM79 230H83L82 231V234H81V236H79L80 235V231ZM162 230V231H161ZM188 230V231H187ZM189 230H191V232L189 231ZM9 231V232H8ZM17 231V232H16ZM45 231V232H46ZM161 231V232H160ZM219 231V230H218ZM240 231V232H241ZM245 231V232H244ZM19 232V233H18ZM23 232L25 233V232H27V233H25V234H23ZM37 231L35 230V232L33 233L35 236L36 235H38L37 233H36ZM50 232V233H51ZM60 233L59 235H61L62 233V237H60L59 235H58V233ZM64 232H66V233H64ZM69 232H70V234H69ZM77 232V233H76ZM83 232H85L84 233V235H86V236H84V237H86L85 239L83 238ZM92 232H90V233H92ZM186 232V233H185ZM196 232H198V233H196ZM211 232V233H210ZM241 232V233H242ZM146 233H149V232H146ZM160 233V234H159ZM179 233H181V235L179 234ZM182 233H184V234H182ZM204 233H205V235H207V233H210V234H208V235H210L209 236V238L208 237H205L206 238V240H204L205 238H199L200 236H197V234H203L204 235ZM8 234V235H7ZM57 234V235H56ZM67 234V235H66ZM76 234H79V235H77L76 236ZM227 234V233H226ZM25 236V238L23 237V236ZM70 235V236H69ZM171 235V236H170ZM197 236V238L195 239L194 238V236ZM202 235V236H203ZM207 235V236H208ZM246 235V237H244V236ZM26 236H28V238L26 237ZM66 236H68V238H69V240L71 241V239H70V237L71 238H73V239H75L74 241H73V243H72V245H73V247L71 248V247H69V246H72L71 245V243H69L70 241L69 240H67V237ZM73 236V237H72ZM160 236V237H159ZM201 236V237H202ZM214 236H216V233L214 234ZM223 236L225 237L224 238V240H223ZM20 237H22L21 239H23V240H21L20 241ZM79 237H82L83 239H80ZM163 237V238H162ZM175 237V238H174ZM243 237H244V241H243ZM37 238L38 237H36V238H34V239H36V241L33 239V240H31V241H35V242H37L38 240H37ZM61 238V239H60ZM63 238V239H62ZM193 238V239H192ZM201 239V240H199V239ZM212 238V239H211ZM245 238L247 239L246 241H245ZM77 239V240H76ZM92 239H91V241H92ZM174 239V240H173ZM192 239V240H191ZM209 239H211V240H209ZM222 239V240H221ZM80 240L83 242V241H85V242H81L80 243ZM182 240V241H181ZM221 240V241H220ZM5 241V242H4ZM24 241H25V243H24ZM67 241V242H66ZM76 241H78V242H76ZM97 241L98 240H96V243H94V244H92V250H100V248L99 247H101V245H98V244H100V241H98L99 243H97ZM192 241V242H191ZM222 241H225V243L224 242H222ZM1 242H3V244L1 245ZM41 242V241H40ZM187 242V243H186ZM229 244H228V243ZM6 243V244H5ZM223 243V244H222ZM226 243H227V245H228V247H227V245H226ZM12 245V246H10V245ZM17 244V245H16ZM32 244H33V248H32ZM180 244V245H179ZM217 244H218V246H217ZM247 244V245H246ZM9 245V246H8ZM16 245V246H15ZM49 245V246H50ZM202 245V246H203ZM223 245V246H222ZM226 245V246H225ZM4 247V250H3V247ZM31 246V247H30ZM46 246V247H45ZM67 246V247H66ZM98 246V247H97ZM225 246V247H224ZM230 246H231V250L232 251H234V252H240L239 253V256H237L238 258H236V255H238V254H234V252L233 253H231L232 251H229L228 250V248H230ZM251 248L250 250H249V248ZM10 247H12V249L10 248ZM14 247V248H13ZM48 247V248H47ZM213 247L215 248V247H217L216 248V251L217 252H221L220 254H224L223 256H228L227 258L226 257H223V256H219L220 254L219 253H217L216 251H215V249H213ZM248 248V250H247V248ZM24 248V249H23ZM37 249L36 251L38 252H36L35 251V249ZM46 248V249H45ZM70 248V249H69ZM208 248H212L213 250H211V249H208ZM237 248V249H236ZM256 248V249H255ZM6 249V250H5ZM28 250V252L30 251V254L29 253H26V251L25 250ZM32 249H34V250H32ZM153 247H152V251H153ZM248 251V253L246 252V250ZM257 249H258V251H257ZM51 250V251H50ZM225 250H228V252H226ZM240 250V251H239ZM252 250V251H251ZM6 251V253H3V252H5ZM10 251V252H9ZM46 251V252H45ZM47 251H49V252H47ZM170 252H167L168 254L169 253H172V251L171 250H169ZM214 251V252H213ZM23 252V253H22ZM40 252V253H39ZM43 252V254H44V256L42 257V255L43 254H41ZM225 252H226V254H225ZM8 253V254H7ZM17 253V254H16ZM31 253H35V254H31ZM46 253H47V255H46ZM56 253H58V254H56ZM164 253V252H163ZM211 253H213V254H211ZM216 253V254H215ZM260 254V256H259V254ZM4 254H5V256H4ZM6 254L8 255V256H6ZM17 256H20V254H21V256L20 257H23V258H25L24 256H26V258H25V261H24V259L22 258V260H20L21 258H19V257H16L15 258V256L16 255ZM23 254H24V256H23ZM37 254V256H36V258L34 259V255H36ZM40 254H41V257H40ZM49 254V255H48ZM54 254V253H53ZM154 254V255H153ZM168 254H165L164 253V255H165V257L166 256H169ZM206 253H204V256L202 257V259H201V261L202 260H205L204 261V264H209V261H207L209 258H208V255H207ZM219 254V255H218ZM228 254V255H227ZM241 254V255H240ZM15 255V256H14ZM29 255H31V256H29ZM33 255V256H32ZM39 255V256H38ZM46 255V256H45ZM161 255H162V253H161ZM163 255V256H164ZM205 255H207V256H205ZM28 256V257H27ZM47 256H49V258L47 257ZM152 256V257H151ZM154 256V257H153ZM15 259H14V258ZM33 257V258H32ZM46 257H47V259H46ZM50 257H53V259H51ZM56 257V259L59 257V256H55ZM207 257V258H206ZM213 257V258H212ZM221 257V258H220ZM232 257V258H231ZM233 257H235L234 258V260H233ZM243 257V258H242ZM7 258V259H6ZM46 260H45V259ZM140 258V257H139ZM142 258V257H141ZM148 258H149V260H148ZM229 258H231V259H229ZM2 259V260H1ZM48 259H51V260H49V261H47ZM144 259H146L147 260V262L148 263H150V264H159L160 263V255L158 254V253H156L155 252V250H154V252L153 253H150V254H147V255H145L144 256ZM221 259V261L222 262H219V260ZM224 259V260H223ZM228 259V260H227ZM238 259V260H237ZM140 259H138V261H139ZM230 260V261H229ZM232 260V261H231ZM19 261V262H18ZM38 261H40V262H38ZM42 261V262H41ZM247 261V262H246ZM3 262V263H2ZM200 262V261H199ZM208 262V263H207ZM212 262H210V264L212 263ZM237 262V263H236ZM202 263H203V261H202ZM201 262L200 263H197V264H202ZM24 264V263H23ZM82 264H96V261L94 260V259H89V260H87V261H84Z\"/></svg>",
  "mask_w": 264,
  "mask_h": 264
},
{
  "label": "bare ground",
  "instance_id": "2",
  "mask_svg": "<svg viewBox=\"0 0 264 264\" xmlns=\"http://www.w3.org/2000/svg\"><path fill=\"white\" fill-rule=\"evenodd\" d=\"M175 1H178V0H175ZM180 2L182 1L183 3H185L183 0H179ZM189 2H190V0H188ZM203 1V0H202ZM211 4L212 3H214L215 5H213L211 8V10L212 11H214L215 13H213V14H215V16L219 19V16H218V14L220 15V18H221V20L222 21H220V20H218V21H215V23H213V24H215V25H213V24H210L212 27L210 28L211 30H213L214 31V29H215V34H214V36H213V34H211L210 33V30H207L208 32H209V36L210 37H212L213 38V40H212V38L211 39H206L205 38V36L207 37L208 35V33L206 34V31H204V30H206V29H203V31L202 30H199V25H198V23L200 22H196L195 20H193L192 19V21H195V22H193V23H195V24H197L196 26L197 27H199V28H196L197 29V31H193V30H191V35H190V38H189V35H187V36H185V38L187 37V40L184 38V37H181L180 36V34H178V35H176V37H178L179 39H178V42H180V40H181V42H185L186 43V45H183V46H181L178 42V47H174V44H175V46L177 45L176 43H172V46L171 45H169L168 47H166V49H165V53L164 54H167V52H168V54L170 55L171 53H170V51H172V53L174 52L173 50L175 49V53L174 54H176V55H174V54H171L172 55V57H174V58H176V60L178 61V59H179V61L183 58H186L187 57V55L189 56V58H193V57H195V56H197L198 54H200V55H202V57L205 55V54H207L208 53V51L207 50H209L208 48H207V46H201V45H204L205 43H207L206 45H213V43H212V41H214V38H215V36H217V34H219V36H220V34H221V36L222 37H224V35H225V37H226V39H227V37H228V35L226 34L227 32H228V30H226L225 28H232V27H235V26H239L238 24H240L241 26L243 25V26H248V25H245V23H246V21H247V19H246V17H245V15L247 14V12L248 13H250L251 14V16H253L255 13H260V14H262V15H259L260 17L261 16H263V18H264V5H263V7L261 6V5H259V3L261 4V3H263V2H258V4H256L257 3V1H256V3H255V0H232V3L235 5V7H234V5L230 2L229 3V5L230 4H232L231 5V7H230V9H228L229 8V6L228 7H226L225 5H222V6H225V7H223L222 8V6L220 5L221 3H224L225 2V0H223V1H220V0H218L217 2H220L219 3V9H221V10H219L218 9V7H216L217 5H216V3L217 2H214L213 0L212 1H210V0H208ZM234 1V2H233ZM236 1L237 2H239V3H245V5H243V7H238V6H236ZM248 1V2H247ZM262 1V0H261ZM204 2V1H203ZM207 2V1H206ZM187 3V2H186ZM198 3V2H197ZM209 3V4H210ZM228 3V2H227ZM176 4V6H178L179 4H177V3H174V4H172V6L174 7V5ZM194 4H196V3H194ZM193 4V5H194ZM200 4V3H199ZM206 6L208 5V3L206 4V3H204ZM210 4V5H211ZM188 5V4H187ZM191 5V4H190ZM209 5V6H210ZM228 5V4H227ZM167 6V5H166ZM180 8L183 10V11H181V12H184L185 10H188V9H183L182 8V4H180ZM185 6V5H184ZM195 6V5H194ZM197 6V5H196ZM205 6V7H206ZM209 6L208 7H206L207 9H205L204 10V6H203V4L201 3V6H198V11L199 10H201L202 11V13L204 14V15H207V16H203V14H201V16H197V11L195 12L196 13V17H200L199 18V20H201L202 19V17L204 18H206L207 19V17L209 18V19H207V20H204L203 21V19H202V21L206 24V22L205 21H207L208 23H209V20H210V18L211 19H214V16L212 15V11L211 12H209V15H210V13H211V15L209 16L208 15V12H206L207 14H205V11L206 10H208L209 9ZM261 6V7H260ZM170 7H171V4H170ZM179 7V6H178ZM193 7V6H192ZM201 7V8H200ZM164 8V7H163ZM166 8V7H165ZM164 8V9H165ZM194 8V7H193ZM200 8V9H199ZM202 8H203V10H202ZM226 8L228 9V10H226ZM214 9H216V10H214ZM218 9V10H217ZM224 9H225V11H224ZM166 10H167V8H166ZM174 10H175V8H174ZM176 10H178V8L176 9ZM176 10L174 11V13L176 12ZM190 10V9H189ZM229 10H231V13H230V11ZM240 10V11H239ZM243 10H245V12H242V13H240L241 11H243ZM159 11L160 10H158L157 9V13H159ZM165 11V10H164ZM192 10H190L188 13H190ZM209 11H210V9H209ZM237 11V12H236ZM168 12V11H167ZM224 12H225V16L226 17H224L221 13H223L224 14ZM236 12V16L234 15V14H232V13H235ZM154 13H156V12H154ZM163 13H165V12H163ZM171 13V12H170ZM177 13H179L180 15H181V13H180V11L178 12H176V14ZM187 13V11H185V13H183L184 15H187L186 14ZM193 13H194V10H193ZM192 13V14H193ZM198 13H200V12H198ZM230 13V14H229ZM153 14V13H152ZM237 14H238V16H237ZM239 14H240V17H239ZM241 14L243 15V17H245V19H246V21L244 20V18L241 16ZM245 14V15H244ZM250 14L248 15L249 17H247V18H249L250 20H254L255 19V17H251L250 16ZM99 15V14H98ZM194 15V14H193ZM229 17H228V16ZM161 16V15H160ZM173 16V15H172ZM170 17V18H173V17ZM177 16L180 18V16L177 14ZM192 16V15H191ZM190 16V17H191ZM232 16H234V17H232ZM247 16V15H246ZM255 16V15H254ZM257 17L256 18H258V20H260L261 18L260 17H258V15H256ZM178 17H176V18H178ZM184 17V16H183ZM189 17V18H190ZM232 18L233 20H236L235 21V23H236V25L234 26V24H233V22L231 23L230 21H229V18ZM237 17H238V19H240L241 21H240V23L238 22V19H237ZM241 17L243 18V20L241 19ZM186 18V19H185ZM185 18H183V19H185V23H186V21H188L189 23H191V21H189V18H188V15H187V17H185ZM230 18V19H231ZM254 18V19H253ZM188 19V20H187ZM197 19V18H196ZM225 19V20H224ZM228 19V20H227ZM231 19V20H232ZM248 19V21H249V23H250V20ZM150 20V19H149ZM170 20V19H169ZM191 20V19H190ZM224 20V21H223ZM229 21V22H227V21ZM257 19L255 20V21H258ZM150 21H152V20H150ZM162 21H163V19H162ZM172 21V20H171ZM174 21H176V20H174ZM173 21V22H174ZM182 20H180V22H181ZM201 21V22H202ZM243 21V22H242ZM132 22V21H131ZM171 22L172 24V27L174 26V28H179V27H182V26H184V23L182 24H180V22H177V24L174 22ZM187 22V24L186 25H188L189 23ZM245 22V23H244ZM264 22V21H263ZM151 23V22H150ZM153 23H156V21H153ZM153 23H151V25H152V27L153 26H155V25H153ZM179 23V24H178ZM204 23H199L200 25H205ZM242 23V24H241ZM158 24H160V23H158ZM168 24H170L169 22L167 23H164L162 26L164 27V28H170L171 26L170 25H168ZM176 24V25H175ZM233 24V25H232ZM83 25V24H82ZM137 25V24H136ZM177 25H179V26H177ZM190 25V24H189ZM194 25V24H193ZM207 26L209 25V24H206ZM210 25L208 26V27H210ZM263 26H262V29L261 30H259V31H257V32H255V31H253L252 32V29L251 30H248L247 31V33H248V39H249V44H247L246 42H245V44L246 45H248L250 48H248L249 50H252V52H253V54L255 55V59L252 57V59H254L255 60V62H251L253 65H252V67H255L257 70H259V71H261V72H263L264 73V24H262ZM161 26V25H160ZM159 26V27H160ZM190 26H192V24L190 25ZM207 26H204L203 28H205V27H207ZM250 26V25H249ZM259 26H261V24H259ZM148 27V26H147ZM156 27H158V26H156ZM156 27H153L154 29H156ZM162 27V28H163ZM202 27V26H201ZM240 27V26H239ZM86 28V27H85ZM122 28V27H121ZM163 28V29H164ZM243 28V27H242ZM247 28V27H246ZM82 29V28H81ZM182 29V28H181ZM186 29V28H185ZM189 29V28H188ZM188 29H186L187 30V33L189 34V30ZM195 29V28H194ZM195 29V30H196ZM208 29V28H207ZM244 29V28H243ZM141 30V29H140ZM167 30V29H166ZM185 30V31H186ZM202 31V32H200V36H201V34L202 33H204L205 32V34H204V36H198L199 34H197V32H199V31ZM232 30V36H233V38L232 39H235L234 38V36H236L237 34H238V32H241V31H243V30H241V31H239V30H235V29H231ZM234 30V31H233ZM134 31V30H133ZM142 31V30H141ZM184 33H185V31L184 30H182ZM224 31H225V33H224ZM235 31H236V33H235ZM131 32V31H130ZM182 32V33H183ZM196 32V33H195ZM212 32V31H211ZM220 32V33H219ZM230 32V31H229ZM228 32V33H229ZM135 33V32H134ZM151 33V32H150ZM187 33H185V35L187 34ZM222 33L224 34V35H222ZM74 34V33H73ZM143 34H145V33H143ZM192 34H193V36H192ZM197 34V35H196ZM230 34H231V32H230ZM236 34V35H235ZM140 35H142V33L140 34ZM148 35V34H147ZM182 35V34H181ZM203 35V34H202ZM144 36H146V34L145 35H143L142 37H140V38H143ZM230 36V35H229ZM238 36L240 37L241 36V38H242V34L241 35H239L238 34ZM238 36H236V38H237V40L239 39L238 38ZM76 37V36H75ZM134 37V36H133ZM137 37L139 38V36L137 35ZM150 38H151V36H149ZM148 36H146L145 38H143V40L144 39H147V40H150V38H149ZM192 37V38H191ZM193 37L194 38H202V39H199V41H198V43H197V40L198 39H193ZM131 38H132V36H131ZM130 38V39H131ZM161 38V37H160ZM159 36H157L156 38H153V39H155L156 41H159ZM172 39H173V37H171ZM170 38V39H171ZM182 38V39H181ZM190 40H189V39ZM240 38V39H241ZM205 41H204V40ZM125 40V39H124ZM132 40V39H131ZM131 40H129V41H131ZM174 40H176V39H174ZM193 40H195V43L196 44H199L200 43V41L201 40H203V41H201L202 43H200L198 46H200V48H198L197 49V47L198 46H194L195 45V43L193 42ZM206 40H207V42H206ZM229 40H231L230 39V37H229ZM236 40V39H235ZM135 41V40H134ZM139 41H141V40H139ZM151 41V40H150ZM156 41H155V43H156ZM188 41H189V44H188ZM190 41H192V43L190 44ZM225 41H227V40H225ZM128 42V41H127ZM133 42V41H132ZM144 42V41H143ZM159 42H161L162 43V41H159ZM170 42H171V40H170ZM175 42V41H174ZM209 42V43H208ZM194 43V44H193ZM227 43V42H226ZM232 43V44H231ZM238 43H240V42H238ZM237 42L235 43V41L233 40V42H231L230 41V44L231 45H236V44H238ZM125 44H126V42H125ZM229 44V42H228V45H230ZM242 44V45H241ZM241 44H239V45H241V46H243V43H241ZM132 44H130V46H131ZM138 44H136V46H137ZM152 45H153V43H152ZM151 45V46H152ZM193 45V48H196V50H195V53H193L192 55H191V53H192V51L191 52H188L189 51V49L188 50H186L187 49V47H189L190 48V50H193V48L191 47ZM226 45V44H225ZM228 45L227 46H225V47H228ZM129 46V45H128ZM136 46H131L132 48H133V51H134V49L136 48ZM144 46H145V44H144ZM143 46V47H144ZM170 46L172 47V48H170ZM186 46V47H185ZM224 46V45H223ZM122 47V46H121ZM124 47V46H123ZM135 47V48H134ZM138 47V46H137ZM142 47V48H143ZM146 47V46H145ZM153 47V46H152ZM152 47H151V49H152ZM173 47H174V49H173ZM186 49H185V48ZM213 47H215V46H213ZM224 47V48H225ZM243 47H245V46H243ZM242 47V48H243ZM129 48V47H128ZM148 48V49H147ZM146 49L148 50V51H151L149 48H150V44H148V47H147ZM156 48V47H155ZM169 48H170V50H169ZM180 48H181V50H184V52H186L185 53V55H183V56H185V57H182V55L180 56V58H177L178 56H179V54H178V52L179 53H181L182 51H180ZM184 48V49H183ZM192 48V49H191ZM201 48H202V50H201ZM207 48V49H206ZM209 48H210V46H209ZM229 48V47H228ZM125 49V48H124ZM127 49V48H126ZM138 49V48H137ZM168 49V50H167ZM173 49V50H172ZM200 49V50H199ZM203 49H205V50H203ZM230 49V48H229ZM238 50H239V48H237ZM244 49V48H243ZM243 49L241 50V53L243 52ZM247 49V48H246ZM123 50V49H122ZM155 50V49H154ZM234 50H236V49H234ZM138 51V50H137ZM144 51H146V50H144ZM176 51H178V52H176ZM194 51V50H193ZM214 52H215V50H213ZM126 52V53H125ZM124 52V55H121V57L119 56L121 53L118 51L117 53L115 52V55L114 56H110V58H107L108 57V55H107V57L105 58L104 57V63L102 64L101 63V61H100V59H99V61H100V65L103 67V68H101L102 70L100 71V73L98 74L97 73V71L95 70V73H97V75L100 77V79H102L103 81H104V79H105V76H107L106 78H108V77H111L112 76V74L115 76V78L112 76V78L111 79H106V84L104 83V88L102 87V88H99L100 89V91H99V93L97 92L96 93V89L98 88L97 86H94V85H96V84H94L93 83V80L92 81H89V79L90 78H92L91 76H90V78H89V74L87 75L86 74V76L85 75H81V73H78L79 71L77 70H74V68H75V62L73 63L75 66L73 67V66H71V68H66V69H62L61 68V70L58 72V73H60V74H58V76L57 75H55L56 77V79H51V81L52 80H55V82H54V87H55V89H57V90H61V89H63L64 91H65V93L63 94V96L62 95H59V96H61V98L60 99H56V97L58 96H56V93L55 92H53V93H55L54 95L56 96H54V95H49L50 97H49V99H48V101H46V103L44 104V103H42L43 101H41V99H40V101H41V103L43 104V105H39V106H37L38 107V109H37V111H38V113L37 114H35L34 115V119H33V123H34V126L31 128V129H29L28 127V129L29 130H31V131H29L28 132V134H27V140H26V142L25 143H23V147H22V149H21V154L23 155V157H24V161H23V163L24 164H26V166H29L28 168H29V172L28 173H17L16 175H17V178L19 179L20 178V180H21V182L18 184V179H17V188L16 187H14V189H13V193L12 194H14V192L16 191H18V193L15 195V196H19V198H17V202H18V206H17V204L15 205V207H16V209H17V212H16V216H17V220H19V222H21L20 224H24V227H25V225H27V227H28V225L29 226H31V227H33L34 229V232H35V230L37 231L36 233L38 234L39 232V234L38 235H34L33 233H32V235L34 236V238H36V237H38L37 238V242H35L36 241V239H34L33 237H30L31 239H27V243H25V241H24V243L25 244H21V243H18L17 242V244L19 245H24L23 247H25V246H27V244H28V241H30V242H32V243H34V245H36L37 246V248H38V251H40L39 249L40 248H42L43 246L42 245H48V247H51V245L53 244V242H52V244L50 245V244H47L48 242H51V240L53 239V237L55 238V237H57V236H55V234H54V232L52 231L51 232V230L53 229L54 230V227L52 228V227H50V228H52L51 230H49V232L48 231H46V229H45V231L42 229L43 228V226L46 224L47 225V223H49L50 221L51 222H53L52 220H55V223L56 222H58V217H56V216H59V215H61L62 216V214H59L60 212H58V214H57V212L55 213V212H51L50 211V209H49V206H50V204L52 203V206L53 207H51V209H54V207L56 206V205H58V199L62 196V197H65V198H68V200H72L73 201V203H74V205H78V204H80L81 205V203H82V201L84 200V199H88V198H90L89 200L91 201V202H89V204H88V211H84V209H82L81 211H83L84 212V216L86 215V214H88V212L89 211H91L90 209L91 208H93V207H97L96 209L98 210V206H102V204H107V207H106V204H105V206H103V207H106V208H108V202H110V201H113L114 199H117L116 197H114V191H112L111 189H109V190H111L110 192H105L104 190V192L103 191H100V192H98V191H94V188H95V186H98V183L99 182H102V180L104 179V178H106V172L104 173V171H105V169H106V167H108L107 169H109V168H112V166H114L115 167V169H117V168H125V166H129V165H127L128 163H129V161L131 160V159H133V161H135V163L134 164H137V162L139 161V160H141V159H144V158H146V157H148V156H150V159L151 158H153V157H151V154H154V153H160V155H162L159 159H156V160H152V162L150 161V159L148 160V161H150V163L148 162V164L145 166V167H143V168H141L140 169V172H138L139 174L135 177V178H133L134 176H132L131 175V178H133L132 180H131V178H129V176H124V179L126 178L127 179V177H128V179H130V180H128L129 181V183H128V187H127V194H125L124 195V197L122 198V200H118V202H117V200H116V207L114 208V203L113 204H111L110 205V207L112 206V205H114V206H112L113 208H114V210H113V213L111 214V216L110 217H106L105 219H104V217L106 216H104V217H102L103 219H101V220H103V221H101L100 220V222H101V224L99 225V228L97 227L98 226V221H99V219L101 218V217H98V219H97V222L95 221V219L97 218V217H95L94 218V223L95 224H97L96 225V227L98 228V229H95V230H97V233H96V235L97 236H95V237H97L96 239H92V238H90L88 241H86V244H84V245H82V246H80L79 248H75L74 249V247L77 245H74V247H73V245H72V243H73V241L75 240V239H73V238H71L70 237V239H71V241L69 240V238H68V236H66L67 237V240H69L70 242L69 243H71V245L72 246H69V247H73V250H71L70 248V251L67 249V251L66 252H63L61 255L60 254H58V253H56V254H58V255H55V252H53V248H52V253H50L49 251H47V252H49L51 255H49V256H53L55 259L54 260H52V261H50V262H48L47 264H82L84 261H87V260H89V259H94L95 261H96V264H150V263H148L147 262V260L146 259H144V256L145 255H147V254H150V253H153L154 252V250H155V252L156 253H158L159 255H160V263L159 264H197V263H202V261H203V263L202 264H204V261L205 260H202L201 261V259H202V257L204 256V253H208L207 251L206 252H204V247H205V245H209V247H211V245H210V242L209 241H206L205 243H204V245L203 244H199L198 242H196V241H193L194 243H190L189 241H188V243L187 244H184V245H189L188 246V249H186V250H183V249H181L180 248V250H176L178 247H176V244H177V241L179 240V239H181V238H177L176 237V239H177V241L176 240H174V241H172V240H168L169 239V237H168V239H159L158 238V236H157V234H156V231L152 228V226H151V224H149V222L145 219V217H147L148 219H149V221L151 220V218H154L155 216H157V215H160V217H162V223L160 224V228L162 227V226H164V227H168V224L170 225H173L174 223H176V220H177V218L178 217H180L182 214H184V213H187V212H189V214L191 215V213H194V210L192 209V207H191V204H190V197L188 196V194L187 193H189L190 195L192 194V193H194L195 191L194 190H192V189H188V190H190V191H194V192H187L186 191V189H187V184L181 179V178H183L184 176H179V178L180 179H178V184H177V182H175L177 179H175V184H176V186L178 185V187H180V190H181V192H180V195H179V193H177V192H175V194L177 193L178 195H179V198L175 201V199H174V201H173V203H171V204H173L172 206L170 205V203H168L167 202V200H165V199H167V198H169L170 196L168 195V194H163L162 195V193L163 192H166L167 193V191H168V188H167V185H166V187H164V188H162L161 189V187L162 186H165V185H160V183H161V181H160V177L161 176H165V178H166V174H171L172 172H174L173 170H175L176 168H180V169H183L184 167H185V165H186V163L189 161L190 162V164H191V161H199V162H201V164L203 165L204 164V162L203 161H206L207 159V163H209V159H210V161H211V158L210 157H212L213 158V156H215V159L218 157V155H219V153L221 154V151L219 152V153H217V155H212L214 152H215V150L216 149H218V147H223V149L224 148H226L225 146H223V145H228V143H227V141H226V138H223V139H213L212 138V133H211V131L213 132V130L214 129H218V130H224V127H226V126H224V124H227V123H225V122H223L224 120H230L229 118H233V116H234V114H233V116L231 115V114H227L229 111L231 112L232 110H229L227 113L226 112H223L224 111V109H219V110H213L212 108H211V105L213 104L214 105V101L211 103L210 101L209 102H205V101H203V102H201L200 100H197L195 97H193V98H195V99H192L191 97L194 95L193 94V91H195L194 89H193V91H192V93H189V92H191V89H192V87H190V86H196L195 88H203L202 90H200V92H199V94H195V95H197V96H201V98H202V95H203V92L205 91L206 92V95H207V89H208V87H209V85H208V77H209V73L207 74L208 75V77L206 78L204 75V77L208 80L207 82L204 80L203 82H205L204 84H206L207 83V85H208V87H206V86H204L203 85V87H201V85H200V87H197V86H199V83H200V79H199V77L200 76H202L201 75V73H203V71H205L206 72V70L208 69V68H206V70H204V68H202L203 69V71H200L201 73H199V71H196L195 69L196 68H198L200 65V62H196V61H193V62H189L190 63V67H189V71H188V68L186 69V73H187V77L189 78V77H192V75H193V77H192V79L194 78V76L195 77H197V73H195V72H198L200 75H199V77H198V82L199 83H197L196 82V78H194V80H195V84H192L191 82H189V83H191V84H189V85H186V84H188V82H187V80L186 79H184L185 78V74L183 75L182 73L181 74H179V70L180 69H178V71L176 70V66L175 67H173L174 65H177V61L176 60H174L173 58H171V59H167V61L169 60H172L173 59V61H176L175 63L176 64H174V63H171V62H169L170 64H171V66L170 67H168L167 66V69L165 70L164 69V71L165 72H168V73H166V75L164 74V72L162 73V71L161 72H158V68H162L161 67V65L162 64H164V62H163V59H164V61L166 60L165 58H163V59H161L162 61H161V63L160 62H158V60L156 61V63L155 62H153V61H151L150 59H145L146 57V53H144V55L143 56H139L141 59H143L144 60V63H145V65L146 64H148L149 63V61L151 62V64L153 63L154 64V66L156 65L158 68H156V69H158L157 70V72H158V75H159V80H158V78H156V77H158L157 75H156V77H153V76H155L154 75V69H152L151 70V67H150V70H151V72H153V76L150 74V71H148L149 70V68H147V72H146V70H145V72L146 73H144V71H140V70H142V68H143V66H142V68L140 69V68H138L137 67V65H136V67L139 69H134L133 70V66H134V64L136 63V62H138L139 61V64H140V58H134L133 60H132V57L129 55V53H128V51L126 50ZM135 53H136V51H134ZM140 52V51H139ZM138 52V53H139ZM143 52V51H142ZM141 52V53H142ZM184 52H182V53H184ZM203 52L205 53L204 55H203ZM248 52H250V51H248ZM120 53V54H119ZM155 53V52H154ZM181 53V54H182ZM190 53V54H189ZM198 53V54H197ZM213 53V52H212ZM236 53V52H235ZM234 53V55H237V54H235ZM238 53V52H237ZM240 53V52H239ZM238 53V57H240V56H243V54L242 55H240ZM244 53V52H243ZM247 53V52H246ZM251 53V52H250ZM81 54V53H80ZM87 54V53H86ZM85 54V55H86ZM94 54V53H93ZM122 54H123V52H122ZM157 54H162V53H158L157 52ZM157 54L155 53V54H153V55H156L157 56ZM163 54V55H164ZM214 54V53H213ZM226 54V53H225ZM232 55V57H234L233 56V54H231V53H228V54H226L227 56H230V55ZM248 54V53H247ZM88 55H90V54H88ZM88 55H86V56H88ZM139 55V54H138ZM195 55V56H194ZM211 55V53H209V56ZM226 55H223V57L221 58L222 60H224L223 58H226L227 59V57H224V56H226ZM254 55H251V56H254ZM80 56V55H79ZM125 56V57H124ZM127 56H130L131 57V60H132V62H134V64L131 62L130 63V58L129 57H127ZM166 56V55H165ZM206 56V55H205ZM204 56V57H205ZM213 55H211L210 56V59L209 60H211V57H212ZM60 57V56H59ZM98 57V56H97ZM143 57V58H142ZM151 57H153V56H151ZM171 57V56H170ZM182 57V58H181ZM199 57V56H198ZM197 57V59L198 60H200L199 58ZM207 57V56H206ZM237 57V58H238ZM244 57V56H243ZM245 57H247V59H245V60H243L241 57V59H242V61H241V59H239V62L241 61V63H239V64H243V61H246L247 62V60H249V59H251L249 56H247L246 54H245ZM249 57V58H248ZM54 58V57H53ZM81 58V57H80ZM84 58V57H83ZM82 58V59H83ZM101 58V57H100ZM188 58V57H187ZM189 58L187 59V60H189ZM209 58V57H208ZM212 58H214V57H212ZM235 58V57H234ZM237 58L236 59H232L233 61H234V63H235V60H237ZM127 59H129L130 61H129V64L131 65V64H133V66L131 65V70H129V68H127V69H125L124 67L125 66H127V64H124V63H126L125 61L127 60ZM157 59H159V58H157ZM204 60H206L205 58H203ZM221 59H219L220 60V63H221ZM225 59V60H226ZM230 59V58H229ZM89 60V59H88ZM95 60H97V59H95ZM196 60V59H195ZM201 60H202V58H201ZM218 60V59H217ZM80 61V60H79ZM78 61V62H79ZM98 61V60H97ZM107 61H110L109 62V64L110 65H112L111 67H113V64L115 63V64H117V65H115V67H113V68H117V69H115V70H112V69H110V68H108V66L106 65V62ZM113 61H115V62H113ZM136 61V62H135ZM155 61V60H154ZM160 61V60H159ZM167 61H166V63L165 64H167ZM183 61V60H182ZM190 61V60H189ZM203 61V60H202ZM250 61V60H249ZM253 61V60H252ZM68 62V61H67ZM73 62V61H72ZM91 62V61H90ZM142 62V61H141ZM194 62H196V63H194ZM205 62V61H204ZM215 62H218V61H215ZM232 62V61H231ZM46 63V62H45ZM77 63V62H76ZM80 63V62H79ZM83 63V62H82ZM82 63H80V64H82ZM84 63H85V61H84ZM98 63V62H97ZM113 63V64H112ZM124 64V66L122 65V68L121 67H119L118 65H120V64ZM157 63H160L161 65H159V64H157ZM179 63V62H178ZM207 63V62H206ZM229 63V62H228ZM233 63V62H232ZM234 63L231 65V63H229L228 65H227V67H228V69H229V66H231V67H233V65H234ZM238 63V62H237ZM250 64V62H247L246 64L247 65H249ZM49 64V63H48ZM56 64V63H55ZM68 64H72V63H70V61L68 62ZM87 64V63H86ZM86 64H84V65H86ZM107 66V67H105V65ZM107 64H108V62H107ZM128 64V65H129ZM138 64V63H137ZM172 64H174L173 66H172ZM181 64H183V63H181ZM208 64V63H207ZM206 64V65H207ZM212 64V63H211ZM64 65H65V62H64ZM129 65V66H130ZM140 65H142V63L140 64ZM144 65V64H143ZM187 65V64H186ZM189 65V64H188ZM203 65V64H202ZM205 65V66H206ZM218 65V64H217ZM224 65V64H223ZM222 65V66H223ZM226 65V64H225ZM235 65H236V68L238 67V64H236L235 63ZM57 68H58V66L57 65H55ZM66 66H68V65H65V67ZM117 66V67H116ZM121 66V65H120ZM149 66H151V65H149ZM153 66V65H152ZM181 66H183V65H181ZM219 66H221V65H219ZM219 66H214V67H216V70L218 71L219 70V72L221 71L220 70V68H219ZM239 66H241V65H239ZM245 65L243 64V67H244ZM87 67V65L85 66V67H83V66H81V68H86ZM92 67V66H91ZM135 67V68H136ZM166 66H164V68H165ZM173 67V68H172ZM208 67V66H207ZM213 67V68H214ZM218 67V68H217ZM231 67H230V69H231ZM247 67V66H246ZM90 67L88 66V68L87 69H89ZM191 68V69H190ZM224 68H226V67H224ZM223 68V69H224ZM48 69V68H47ZM76 69V68H75ZM79 70H80V68H78ZM87 69H86V71H87ZM170 71H169V70ZM201 69V70H202ZM215 69V68H214ZM222 69V68H221ZM233 69V68H232ZM246 70H244V68L242 69L241 67L239 68L238 67V71L240 70H244V73L245 74H247L246 76L245 75H242V76H245V80H246V77H247V79H248V74H251V73H249V71L250 70H248V72H247V69L248 68H245ZM90 70V69H89ZM127 70H129L130 72H128ZM136 70V71H135ZM138 70V71H137ZM163 70V69H162ZM175 71L176 70V72H178V74L177 75H180L179 77H177V75H175L176 74V72H172V71ZM193 71L192 73L190 72V71ZM195 70V71H194ZM199 70V69H198ZM211 70V74H212V69H210ZM210 70L208 71V72H210ZM216 70H213V71H216ZM129 73H127V72ZM133 71V74H134V77L135 78H133L132 79V77H131V79L132 80H130V75L132 76L133 74H131V72ZM216 71V72H217ZM222 71H225V70H222ZM221 71V72H222ZM236 71V70H235ZM239 71V72H240ZM246 71V72H245ZM89 71H87L86 73H88ZM91 72V71H90ZM109 72H111V73H109ZM157 72L155 71V73L157 74ZM171 72V73H170ZM227 72V73H226ZM226 72H224V73H226V74H228L229 73V71L228 70H226ZM232 72H233V74H235L234 73V71L232 70ZM231 71H230V73H232ZM239 72H237L236 71V73H238V74H240ZM260 72V74H262ZM85 73V72H84ZM95 73H91L90 75H92V76H94L95 77ZM149 73V74H148ZM160 73H162L163 75L162 76H164L166 79H168L167 81H166V79L164 78V77H160ZM194 73V74H193ZM207 73V72H206ZM214 73V72H213ZM257 73H259V72H257ZM53 74H55V73H53ZM57 74V73H56ZM149 76H148V75ZM191 74V76H189ZM204 74V73H203ZM216 74V73H215ZM223 74V73H222ZM238 74H236V75H238ZM110 75V76H109ZM141 75H143L142 76V78H144L145 80H142V79H138V77H140ZM148 76V77H146V76ZM183 75V76H182ZM206 75V74H205ZM224 75V74H223ZM252 75V74H251ZM256 75V74H255ZM254 75V76H255ZM263 75V74H262ZM262 75H260V76H262ZM128 76H129V78H128ZM153 78H152V77ZM211 76V75H210ZM231 76V75H230ZM239 76V75H238ZM250 76V75H249ZM257 76V75H256ZM259 76V77H260ZM146 77V78H145ZM151 77V78H150ZM167 77H169L171 80H169V78H167ZM180 77H181V79L183 80V84L184 83H186V84H184V86H185V88L188 86L189 88H190V90H189V88L187 89H185L184 87H183V91H184V93H185V90H187L188 92L187 93H189L190 94V98H187V95H189V94H183L182 92H180V93H175L176 94V96H175V98L177 97V94H178V99H179V101L180 102H178L179 103V105H181L182 106V109L184 108V106H185V111H187V112H183V114H182V118L183 119H179L181 116H178V117H176V119L175 118H161V119H159L157 116L159 115V111H157L158 113V115L156 116L155 115V117H157L156 119H154L155 117H153L154 115H150V116H152V118H150L149 119V116H143V115H140L139 114V112H137V109H135L136 108V106L138 107V102H135V101H133V98L131 99V101H128V102H132V103H136V106L134 105V109H135V114L133 113V114H131L130 116H129V118L126 116V114L122 111V110H118L117 111V115L115 114V113H113V111H112V109L110 108V109H107L108 110V112H110L109 110H111L112 111V113L113 114H115L116 116H113V115H111V114H109L108 115V112H106L105 110H103L104 111V113H102L103 111L101 110H99V109H97V110H99L101 113H99V111L97 112L96 111V109L93 111V110H87V112L89 113L90 111H92L93 113H95V111L97 112V113H95V114H97L99 117H90V116H83V110L82 109H80V108H76V107H72V108H70L71 107V105H76V101H78V98L77 97H75V95L74 94H77L76 92H77V89L78 88H80V87H85V91H84V94H83V98H84V100H82L84 103H85V105L87 106H90V104L92 105L93 103L95 104V101H97L98 100V102H100V99L101 100H105L106 98H107V95H105V94H108L109 92L110 93H112V95H110V93L108 94V95H110V96H112L113 97V94H115V97H116V95L118 94V97L117 98H119L120 97V101L119 102H121V104H119V105H121V106H124L125 104H126V102H125V104L123 105V103L124 102H122V96L124 97L125 95L124 94H126V96L127 95H130L131 96V94H133V92H134V90H137V91H135V93H139L140 94V92H139V90H138V88H140V87H137V84H139L140 83V85L142 86H144V84H142V83H144V82H146V79H148V78H150L149 79V85L148 86H146V90H145V88H142L143 89V91L141 92V93H145V92H147V93H145V94H147V96H148V92H151V89L150 88H148L149 86H150V84H152V82H151V80H154V79H156V81H157V83L160 85V84H164V82H165V84H169V86H165V90H163V87H162V89H159V91L160 90H162L163 92H165V91H167V90H169L168 88H170L171 89V87H174V89L176 90V91H180V90H182V89H180V90H178V86H180V85H182L183 86V84H181L182 82H181V79H180ZM212 77V76H211ZM210 77V78H211ZM213 77H214V75H213ZM219 77V78H218ZM218 77H217V75H215V79H219L220 80V78L222 77L223 78V80L228 84V82L227 81H229L228 79L230 78L229 76H219L218 75ZM228 77V78H227ZM234 77V76H233ZM232 77V78H233ZM258 77V76H257ZM263 77L264 76H262V79H263ZM35 78V77H34ZM96 78V77H95ZM179 78V79H178ZM232 78H230V79H232ZM235 78V77H234ZM237 78V77H236ZM235 78V79H236ZM240 78H242L241 76H240ZM255 78V80L257 81V79H256V77H252V80ZM48 79H49V77H48ZM125 79H128L129 80V82H127ZM138 79L139 81V83H136L137 81L136 80ZM161 79H163V83L161 82ZM178 79V81H176ZM203 79V78H202ZM225 79H227V81L225 80ZM239 79V78H238ZM259 79V78H258ZM261 79V78H260ZM101 80V81H102ZM112 81V80H114V82H110V81ZM124 80H125V82H124ZM174 80V81H173ZM179 80H180V82H179ZM211 80H213V79H211ZM223 80L221 79V81H218V83H216V84H218L219 85V87H221V88H219L220 89V91H221V89H223V85H220L222 82H223ZM233 81H234V79H232ZM250 80L251 79H249L248 81L250 82ZM251 80V81H252ZM84 81V82H83ZM97 80H95L94 79V82H96ZM99 81V80H98ZM102 81V82H103ZM109 81V82H108ZM144 81V82H143ZM185 81V82H184ZM217 81V80H216ZM236 81V80H235ZM244 82L243 80H242V82H244L245 84L247 83V84H252L251 82L249 83V82ZM262 82V80H258L257 82ZM264 81V80H263ZM82 82L83 83H85L86 82V84H84V85H81L82 84ZM127 82V83H126ZM177 82V83H176ZM179 82V83H178ZM192 82H193V80H192ZM202 82V81H201ZM202 82V83H203ZM209 82H211V81H209ZM232 82V81H231ZM237 83H238V81H236ZM241 82V83H242ZM255 82V81H254ZM29 83V82H28ZM40 83H42V82H40ZM53 83V82H52ZM52 83H51V86H49L51 89H53L52 88ZM94 85H93V84ZM108 83H110V84H112L111 86H110V84H108ZM124 83H126V86L124 85ZM173 83H176L175 85H173ZM202 83H200V84H202ZM229 83H230V81H229ZM240 83V82H239ZM240 83V84H241ZM256 83V82H255ZM48 84V83H47ZM47 84H44L43 85V87L45 86V85H47ZM49 84H50V82H49ZM109 86H108V85ZM129 84V85H128ZM130 84L133 86L132 87V92H131V89H129V88H127V86L129 87L130 86ZM164 84V85H165ZM171 84L173 85V86H171ZM223 84V83H222ZM231 84V83H230ZM243 84V83H242ZM247 84H246V89H247ZM42 85V84H41ZM163 85V86H164ZM231 85H233V87H234V85H235V83H233V84H231ZM244 85V84H243ZM255 85V84H254ZM258 85H259V83H258ZM40 86V85H39ZM152 86V85H151ZM176 86V87H175ZM182 86H180V87H182ZM226 86V85H225ZM228 86V85H227ZM230 86V85H229ZM242 86V85H241ZM42 87V86H41ZM77 87V88H76ZM95 87H97V88H95ZM131 87V86H130ZM153 87V86H152ZM232 86H230L229 88H231ZM237 87V86H236ZM238 87H239V84H238ZM251 87V86H250ZM255 87V86H254ZM29 88V87H28ZM129 89V91L127 90V89ZM153 88H156V87H153ZM194 88V87H193ZM226 88V87H225ZM228 87L226 88V89H229ZM37 89V88H36ZM41 89V88H40ZM46 89H48V88H46ZM46 89H45V91H44V89L42 90V92L44 91V92H47V94H50L49 92H51L52 90L50 89L49 90V92L48 91H46ZM55 89H53V91L55 90ZM99 89H97V90H99ZM102 89V90H101ZM134 89V90H133ZM141 89V90H142ZM185 89V90H184ZM219 89H217V90H219ZM226 89H224L223 91H226ZM240 89H241V87H240ZM251 89V88H250ZM57 90H55V91H57ZM95 90V91H94ZM148 90H150V91H148ZM155 90V89H154ZM217 90H213V91H215V93H216V96H222L223 94L225 95V93L226 92H224L222 95H217L218 93H217ZM237 90V89H236ZM41 91V90H40ZM112 91H115L116 93H114V92H112ZM156 91H158L157 89H156ZM158 91V94L160 93ZM172 91H173V88H172ZM172 91H171V94H172V96L174 95V92L172 93ZM203 91V92H202ZM222 91V92H223ZM249 91V90H248ZM256 91V90H255ZM263 91V90H262ZM262 91L260 90V92L259 91H257V92H259L260 94H263L262 93ZM59 92V91H58ZM57 92V93H58ZM62 92V91H61ZM80 92V91H79ZM128 92L129 93H131V94H128ZM169 92V91H168ZM167 92V93H168ZM197 92V91H196ZM37 93V92H36ZM39 93V92H38ZM38 93H37V95H38ZM195 93V92H194ZM200 93H202V94H200ZM208 93H209V90H208ZM221 93V92H220ZM229 93V92H228ZM237 93H239L238 95H240V91H237ZM40 94V93H39ZM59 94V93H58ZM61 94V93H60ZM80 94V93H79ZM79 94H78V97H79ZM138 94V95H139ZM157 94V95H158ZM168 94H170V92L168 93ZM193 94V95H192ZM122 95V96H121ZM144 95V94H143ZM162 96V100H161V102L163 101V102H165V103H169V104H173V102H172V99H174V97L172 98V96H168V95H163V94H161ZM42 97H44L45 95H41ZM47 96V95H46ZM125 96V97H126ZM149 96H150V93H149ZM196 96V97H197ZM203 96H205V94L203 95ZM256 97H254L253 96V101H254V99L256 98V102H257V94L255 95ZM261 96V95H260ZM21 97V96H20ZM32 97V96H31ZM40 97V96H39ZM48 97V96H47ZM81 97V96H80ZM124 97V98H125ZM129 97V96H128ZM151 98H152V95L150 96ZM45 98V97H44ZM131 98V97H130ZM188 99L187 101H185V99ZM221 98V97H220ZM219 98V99H220ZM264 98V97H263ZM262 98V99H263ZM112 99V98H111ZM126 99H128L127 97H126ZM125 99V100H126ZM135 99V98H134ZM247 99V98H246ZM252 98H250V100H251ZM36 100V99H35ZM115 100H117V99H115ZM141 100H142V98H141ZM244 100V99H243ZM249 100V99H248ZM28 101V100H27ZM52 101V102H51ZM91 101H94L93 103L91 102ZM111 101V100H110ZM146 101V100H145ZM144 101V102H145ZM253 101H251V102H253ZM255 101L253 102V103H255ZM264 101V100H263ZM82 102V103H83ZM144 102H142V104L144 105ZM161 102H159V106H160V104H161ZM186 103V104H182V103ZM215 102H217V101H215ZM250 101H249V103H251ZM33 103V102H32ZM36 103H37V101H36ZM81 103V104H82ZM101 103V102H100ZM131 103V104H132ZM164 103V104H165ZM242 103V102H241ZM244 103V102H243ZM246 103H248L247 101H246ZM245 103V104H246ZM260 103V102H259ZM259 103H258V105H259ZM261 103H262V101H261ZM80 104V103H79ZM96 104H97V102H96ZM129 104L130 103H127L126 105H128V107H129ZM142 104H141V106H140V109H141V107H143L142 106ZM147 104V103H146ZM155 104H157V102L155 103ZM163 104V105H164ZM167 104H165V105H167ZM177 103H176V100H175V104H173V105H176ZM188 104V105H187ZM189 104H190V107L192 106L193 108H190L189 107ZM221 104V103H220ZM256 104V103H255ZM254 104V105H255ZM263 104V103H262ZM32 105V104H31ZM34 105H35V103H34ZM38 105V104H37ZM101 105V104H100ZM133 105V104H132ZM165 105L163 106V107H165ZM233 105V104H232ZM241 106H243V104H240ZM240 105H238V106H240ZM246 105H248L249 106V104H246ZM253 105V104H252ZM68 106H70V107H68ZM106 106V105H105ZM117 106V105H116ZM115 106V107H116ZM155 106V105H154ZM157 106V105H156ZM168 106V105H167ZM237 105H235V107H236ZM237 106V107H238ZM263 106V105H262ZM23 107V106H22ZM30 107V106H29ZM107 107V106H106ZM152 107V106H151ZM150 107V108H151ZM173 107H176V106H173ZM187 107V108H186ZM224 107V106H223ZM233 107V106H232ZM252 107V106H251ZM260 106H258V108H259ZM117 108V107H116ZM131 106H130V111L132 112L133 111V109L131 110ZM144 108H146V106L144 105ZM154 108H156L157 109V107H154ZM159 108V107H158ZM214 108V107H213ZM244 108V107H243ZM243 108H241L240 110L242 111L243 110ZM260 108H262V107H260ZM87 109V108H86ZM106 109V108H105ZM147 109V108H146ZM146 109H144V112H145V110ZM171 109H172V107H171ZM188 109H191V110H188ZM227 109V108H226ZM248 109V108H247ZM247 109H246V106H245V109L244 110H246V111H244L243 110V113H247L248 111H247ZM250 109V108H249ZM248 109V110H249ZM253 109H254V107H253ZM253 109H250V110H253ZM264 109V108H263ZM31 110H33L32 108H31ZM129 110H124L125 112H127V111H129ZM152 110V109H151ZM184 110V109H183ZM182 110V111H183ZM250 110H249V112H250ZM141 111H143L142 109H141ZM140 111V113H142ZM148 111V110H147ZM226 111V110H225ZM29 112V111H28ZM114 112H116L115 110H114ZM156 112V111H155ZM233 112H235V111H233ZM232 112V113H233ZM237 113H239V110L238 111H236ZM30 113V112H29ZM99 113V114H98ZM129 112H127V114H128ZM150 113V112H149ZM154 112H152V114H153ZM258 113V112H257ZM263 113H264V111H263ZM94 114V115H95ZM154 114H156V113H154ZM170 114H171V110H170ZM240 114V113H239ZM237 115L236 117H239L240 115ZM253 114V115H252ZM248 113V115H249V120L250 121H252V123L256 120V115H254V112L253 113ZM129 115V114H128ZM149 115V114H148ZM16 116H17V114H16ZM160 116V115H159ZM168 116V115H167ZM230 116H232V117H230ZM165 117H166V115H165ZM174 117V116H173ZM235 117V118H236ZM178 118V119H177ZM235 118H233V122H234V124L233 125H235V121H234V119ZM245 118H247V116L245 115ZM243 119L245 122L247 121V119ZM32 119V118H31ZM239 119L241 120V118L239 117ZM260 119L261 118H259V121H260ZM148 120V121H147ZM178 122V123H176V122ZM238 121V120H237ZM242 121V120H241ZM244 121H243V123H244ZM261 121H263V120H261ZM27 122H31V121H27ZM140 122H142V123H144L145 124V122H146V124H147V129L145 130V128H144V125L143 124H141L140 126V128H142V130H140L139 129V126L137 125L138 123H140ZM230 122H231V120H230ZM239 122V121H238ZM237 122V123H238ZM36 123V124H35ZM181 123V125H179ZM224 123V124H223ZM237 123H236V125H237ZM182 124H187L188 126H186V125H182ZM241 124H242V122H241ZM256 124V123H255ZM28 125V124H27ZM29 125H31V123L29 124ZM33 125V124H32ZM163 125H167V127L169 128V130L168 131H162V128H163ZM231 125V124H230ZM253 126H254V124H252ZM261 125H262V123H261ZM260 125V126H261ZM138 126V127H137ZM239 126V125H238ZM262 126H264V125H262ZM262 126H261V129H262ZM176 127H178V128H176ZM213 127V128H212ZM143 128H144V130H145V132H144V130H143ZM176 128V129H175ZM234 127H232V125H231V129H233ZM236 128V127H235ZM240 128V127H239ZM258 128V127H257ZM13 129V128H12ZM27 129V130H28ZM230 129V128H229ZM238 129V128H237ZM241 129V128H240ZM260 129V130H261ZM239 130V129H238ZM237 130V131H238ZM257 130L258 132H260L261 133V131L264 133V130ZM240 132L239 133H237V134H235V138H237V136L239 137L240 136V138L241 137H244L246 134L247 135H251V132H249L250 130L248 129H246L245 128V131H243V129L242 130H239ZM27 132V131H26ZM172 132H176L177 133V136H179V137H176V135H174L175 137H173V135L171 136L169 133H172ZM221 132V131H220ZM229 132V131H228ZM231 132V131H230ZM229 132V133H230ZM164 133V134H163ZM259 133V134H260ZM262 133V135H264ZM8 134V133H7ZM16 134V133H15ZM25 134V133H24ZM23 134V135H24ZM259 134H258V137H259ZM199 135H203V137L202 138H204L203 139V141L202 140H200L199 139ZM221 135V134H220ZM232 135V134H231ZM231 135H229V136H231ZM253 135V134H252ZM257 135V134H256ZM233 136V135H232ZM231 136V137H232ZM216 137V136H215ZM221 137V136H220ZM227 137V136H226ZM234 137V136H233ZM253 137H255V135H253ZM24 138H26V137H24ZM229 138V137H228ZM240 138H237V139H239V140H244V139H240ZM252 138V137H251ZM257 138V137H256ZM255 138V139H256ZM6 139V138H5ZM229 139H231V138H229ZM246 141V140H245ZM251 141V140H250ZM247 142V141H246ZM258 142V141H257ZM263 142V141H262ZM13 143V142H12ZM11 143V144H12ZM237 142H235V144H236ZM252 143V142H251ZM253 143H255V142H253ZM14 144V143H13ZM233 144V143H232ZM257 144V143H256ZM260 144V143H259ZM15 145V144H14ZM229 145H231V144H229ZM253 145V144H252ZM232 146H234V144L232 145ZM236 146V145H235ZM234 146V147H235ZM263 146V145H262ZM261 145L259 146H256L255 148H254V150H253V152H250L249 151V149H251V148H246V146H244L245 148H242L241 149V151L243 152V151H247V153L245 154V157L247 158V159H250V158H253V157H255L256 158V161L258 160V162L257 163H260V165H258V167H260V169L262 168V171L260 172L259 170V173L257 172H254L253 170H252V168H254V167H252V164H250V162H249V160H248V162L249 163H246V164H248L247 165V168H250L251 169V172H254L255 174H254V176H253V179H249V180H251V182H254V184L255 185H257V187H259L258 188V191H259V193L261 192L262 193V195L264 194V148L262 147ZM74 147H78V149H80V148H83V151H84V154H85V163H83V164H79V165H74L73 163H72V161L70 160L71 159V157L69 158V156H70V152L71 151H74L73 150V148ZM222 147H221V149H222ZM254 147V146H253ZM13 148H15V146L13 147ZM19 148V147H18ZM228 148H230V147H228ZM232 149H234L233 147H231ZM17 149V148H16ZM244 149V150H243ZM247 149V150H246ZM173 150H176V155L175 154H172L173 152H175V151H173ZM239 150V149H238ZM81 151H82V149H81ZM235 150H233V151H229L231 154H232V152H234ZM249 151V152H248ZM263 151V152H262ZM229 153L228 151H223L222 153ZM98 153V154H97ZM230 153H229V155H230ZM248 153L252 156V157H250L249 158V156L250 155H248ZM8 154V153H7ZM79 154V153H78ZM78 154H76V155H78ZM95 154H97V155H95ZM226 154V155H227ZM239 154V153H238ZM175 155V156H174ZM224 155V154H223ZM236 155H237V153H236ZM8 156V158L10 157V159L9 160H7V161H9L7 164L8 165H4V166H1L0 167V190H2V191H4V190H6V188H8V186H11V185H8V179L10 178L11 179V177H10V174L15 170H13L11 173H10V171H11V168H15L14 166H13V163L15 164V161H14V157H13V154L12 153H10L9 155H6V157ZM14 156H15V154H14ZM60 156V157H59ZM156 156V155H155ZM177 156V157H176ZM220 156V155H219ZM225 156V155H224ZM242 156V155H241ZM241 156H239L238 155V157H239V160H241ZM134 157V158H133ZM226 157V156H225ZM225 157H223L222 156V159L223 158H225ZM237 157V158H238ZM59 158H61V161H60V159ZM243 159H244V156L242 157ZM255 158H254V160H255ZM133 161H132V163H133ZM144 161V160H143ZM213 161V160H212ZM216 161H218L217 159H216ZM224 161H227V159H225ZM245 161V160H244ZM250 161H252V160H250ZM1 162V161H0ZM235 162H237V163H239L238 164V166L240 167V163L241 162H238V159H235V161L233 162V159H232V163L230 162V164H234ZM19 163V162H18ZM21 163H22V161H21ZM213 163V165H214V163H216L215 162V160H214V162H211V164ZM133 164V165H134ZM146 164V163H145ZM188 164V163H187ZM200 164V165H201ZM221 164V163H220ZM224 164H227L226 162H224ZM236 164V163H235ZM234 164V165H235ZM244 164H245V162H244ZM244 164H243V166H244ZM132 165V167H134ZM201 165V167H203ZM205 165V164H204ZM228 165V164H227ZM136 166V165H135ZM170 166H172V168H173V170L170 168ZM224 166V165H223ZM226 166V165H225ZM114 167L112 168L114 171H115V169H114ZM117 167V168H116ZM137 167V166H136ZM135 167V169H137ZM188 167V166H187ZM194 167V166H193ZM200 167V168H201ZM234 168H235V166H233ZM237 167V166H236ZM242 167V166H241ZM240 167V168H241ZM245 167V166H244ZM20 168V167H19ZM24 168V167H23ZM192 168V167H191ZM195 168V167H194ZM196 168H199V163H198V165H197V167ZM219 168V167H218ZM231 168V167H230ZM229 168V169H230ZM240 168L238 169V168H236V169H238L239 171H240ZM243 168V167H242ZM241 168V169H242ZM111 169V171H113ZM134 169V168H133ZM134 169V170H135ZM193 169V168H192ZM205 169H207V168H205ZM216 169V168H215ZM214 169V170H215ZM220 169H222L221 167L219 168V170ZM228 169V170H229ZM236 169H235V171H236ZM245 170H244V172L246 173V167L244 168ZM130 170V169H129ZM171 170H172V172H171ZM217 170V169H216ZM215 170V171H216ZM223 170V169H222ZM243 170V169H242ZM49 171H50V174H49ZM108 171V170H107ZM116 171H118V170H116ZM133 171V170H132ZM132 171H130V172H132ZM136 171V170H135ZM188 171V170H187ZM195 171V170H194ZM205 171V170H204ZM215 171H213V169H211V171H208V170H206V175L205 176H207L206 178H208L206 181H208V182H210V184H211V186H210V184H209V187L211 188V190L210 191H212V193H210V194H208V193H206L205 191H207V190H205V189H207V188H197V189H199L198 191L199 192H196L195 193V197L193 198L192 196V198L193 199H195V201H197L198 202V200H199V203H200V205L202 206V205H204L205 203L203 202V201H207L208 202V206H209V204H210V206L212 207L213 205H215V203L214 202H216V203H218V202H220L219 200H221V195H220V193L224 196H222V198L224 199V198H226L225 196V194H223L222 192L224 191L223 189H225L227 186H230V187H232L233 185H234V183H235V180L237 181V179H239L238 177H239V175H241V173H239L238 171V173H239V175L237 174L236 176H234L233 178L230 176V175H232V171L233 170H231V173L229 172V171H227V173L229 172V174L230 175H228L230 178H231V180H230V178H228V177H221V178H219V174H217V178L219 179V180H221V179H223V178H225V179H223V180H227V178L229 179V180H227V183L229 182V181H231V182H229L230 184H228L225 188H222L221 187V185L219 184V183H222L221 181L218 183V180H217V178H216V172ZM235 171L233 172V173H235ZM256 171V170H255ZM178 171H176V173H177ZM186 172V171H185ZM195 172H198V171H195ZM194 172V173H195ZM211 172V173H210ZM215 172V173H214ZM236 172V173H237ZM243 171H242V173H244ZM247 172H248V170H247ZM122 173V172H121ZM125 172H123V174H124ZM180 172H178V174H179ZM187 173V172H186ZM190 173V172H189ZM199 173V172H198ZM197 173V174H198ZM201 173V172H200ZM225 173V172H224ZM223 173V174H224ZM245 173H244V175H245ZM248 173H250V172H248ZM15 174V173H14ZM108 174V173H107ZM165 174V175H164ZM223 174H221V175H223ZM247 174V173H246ZM114 175V174H113ZM116 175V174H115ZM119 175H120V173H119ZM125 175V174H124ZM181 175V174H180ZM204 175V174H203ZM253 175V174H252ZM171 176V175H170ZM197 176H199V175H197ZM247 176V175H246ZM250 176V175H249ZM120 177H122V176H119V179H120ZM236 177H237V179H236ZM244 177V176H243ZM251 177V176H250ZM168 178V177H167ZM174 178V177H173ZM13 179L15 180V177L13 176ZM123 179V178H122ZM172 179V178H171ZM23 180V181H22ZM168 180H169V184L171 185V183L170 182H172L174 179H172V180H170L169 178H168ZM184 180H185V178H184ZM188 180V179H187ZM241 180V179H240ZM239 180V181H240ZM13 181V180H12ZM33 181V182H32ZM127 181V180H126ZM190 181V180H189ZM14 182V181H13ZM113 182V181H112ZM121 182H123L122 180H121ZM191 182L193 183V180H191L190 181V185H191ZM226 182V181H225ZM224 182V183H225ZM247 182V181H246ZM166 183H167V181H166ZM194 183H198V181L197 182H194ZM45 184H47L48 185V187H47V185H46V187H44V185ZM110 184V183H109ZM200 184V183H199ZM226 184V183H225ZM233 184V185H232ZM235 184H237V182L235 183ZM238 184H239V182H238ZM237 184V185H238ZM251 184V183H250ZM189 185V186H190ZM236 185V186H237ZM108 186H110V185H108V183H107V186L105 187V185L104 186H102L101 188H103V187H105V188H107ZM176 186H175V188H176ZM192 186V185H191ZM199 186V185H198ZM200 186H202L203 187V184H201ZM204 186H205V184H204ZM113 187H115V185H113ZM177 187V188H178ZM220 187H221V189L223 190V191H221L220 190ZM230 187H227V191H229V189H230ZM245 187V186H244ZM255 186L253 185V188H254ZM12 188H13V186H12ZM46 189L45 191H43V196L44 197H42V198H40V197H38L37 195L39 194V192L38 191H42V190H39V189ZM109 188V187H108ZM167 188V189H166ZM170 189L171 188H173L172 187V185L169 187ZM176 188V189H177ZM213 188V189H212ZM232 188H234V187H232ZM243 188V185H242V187H241V189ZM48 189H49V191H48ZM98 189V188H97ZM113 189V188H112ZM163 189H165V190H167V191H164ZM169 189V190H170ZM200 189L203 191V189L205 190L204 192H202V191H200ZM236 189V188H235ZM251 189V188H250ZM96 190V189H95ZM106 190V189H105ZM114 190H117L116 188H114ZM163 192H162V191ZM174 190V189H173ZM172 189H171V193H173L174 191H173ZM178 190H179V188H178ZM226 190V189H225ZM46 191L47 192H50V193H46ZM173 191V192H172ZM221 191V192H220ZM230 191H231V189H230ZM235 190H233L232 192H234ZM213 192H215L216 193V195H215V193L213 194ZM232 192H230V194H232ZM240 192V191H239ZM249 192V191H248ZM255 192H256V190H255ZM254 192V193H255ZM42 193V192H41ZM40 193V194H41ZM46 193V194H45ZM170 193V195H172ZM204 193H206V194H204ZM235 193V192H234ZM237 193V192H236ZM242 193H244V192H242ZM253 193V194H254ZM257 193V192H256ZM259 193H257V195H255L256 197H257V200L259 201V200H261V201H264L262 198L260 199V197L262 196V195H258ZM2 194V193H1ZM40 194H39V196H40ZM49 194V195H48ZM116 194H117V192H116ZM119 194V193H118ZM174 194V195H175ZM176 194V195H177ZM211 195L212 197H213V199L215 200H213L212 201V199H211V201L209 200H207L206 198H205V196L206 195ZM245 194H247V193H245ZM5 195V194H4ZM4 195H3V197H4ZM48 195V196H47ZM238 195V194H237ZM2 196V195H1ZM14 196V195H13ZM41 196H42V194H41ZM47 196V197H46ZM116 196V195H115ZM120 196V195H119ZM144 196V197H143ZM149 196V197H148ZM228 196H231V195H228ZM240 196H241V194H240ZM244 195L242 194V196L241 197H243ZM255 196H253V199H255L256 200V198H255ZM260 196V197H259ZM61 197V198H62ZM118 197V196H117ZM148 197V200H149V198L152 200V197H153V200L155 199V198H157V199H161V200H165L166 202H167V206L163 203L162 205H164L162 208V210H160V211H157L156 213L154 212V211H156L155 209H159V206L157 207L156 206V208H153L151 211H148L150 208L146 205V201H148V200H146V198ZM207 197V196H206ZM209 197V196H208ZM234 197V196H233ZM233 197H232V199H233ZM239 197V196H238ZM238 197H236L237 198V200L239 201L240 199L238 198ZM247 197L248 196H245V198H246V200H247ZM252 197V196H251ZM35 198H37L36 200L38 201V200H40V199H44V202H45V204H43L44 206H40V208L38 209V210H36V208L34 209V210H32V208H31V202L32 201H34L35 200ZM171 198H173V197H171ZM174 198H176V197H174ZM197 198H199L198 200H197ZM235 198V197H234ZM263 198H264V195H263ZM120 199H121V197H120ZM170 199V198H169ZM229 199V198H228ZM227 199V200H228ZM230 199H231V197H230ZM229 199V200H230ZM244 199V198H243ZM253 199H251L252 201H253ZM14 200H15V197H14ZM20 200H22L23 202H19ZM151 200H149V201H151ZM151 201L152 202V205L154 204L153 202L154 201ZM226 200V201H227ZM237 200H235L234 199V201L238 204V202H237ZM256 200V201H257ZM67 201V200H66ZM71 201V202H72ZM148 201V202H149ZM193 201V200H192ZM218 201V202H217ZM226 201H223L222 203L224 204V202H226ZM241 201V200H240ZM239 201V202H240ZM250 201V200H249ZM249 201H247L248 203H252V202H249ZM41 202V201H40ZM39 201L37 202V206H38V203H40ZM81 202V203H80ZM133 202H135V203H137V205H139L138 207H139V209H138V211H136L135 209H132V208H128L129 207V205L131 204V203H133ZM231 202H233V201H231ZM230 202V203H231ZM254 202V201H253ZM260 202V201H259ZM34 203V202H33ZM32 203V204H33ZM111 203V202H110ZM157 203V202H156ZM202 203V204H201ZM211 203L213 204V205H211ZM235 203V204H236ZM243 203V202H242ZM84 204V203H83ZM86 204H87V202H86ZM86 204H85V207H86ZM149 204V203H148ZM168 204H169V207H168ZM221 204V202L219 203V205ZM244 204V203H243ZM73 205V204H72ZM155 205V204H154ZM225 206H227L228 205V203H226V204H224ZM224 205H221L223 208H224ZM252 205V204H251ZM258 205V204H257ZM259 205H260V203H259ZM258 205V206H259ZM133 206V205H132ZM166 206V208H164ZM220 206V207H221ZM229 206V205H228ZM247 208H248V206H249V204H248V206L247 205H245ZM245 206H244V210H245ZM65 207H67V204L65 205ZM78 209H79V207L78 206H76ZM82 207V206H81ZM204 207H206V205H204ZM203 207V208H204ZM215 207V206H214ZM257 207V206H256ZM38 208V207H37ZM73 208H74V206H73ZM77 208H76V210H75V213H76V211H77ZM218 208V204H216V208L215 209H217ZM223 208H222V211H223ZM226 208H228V207H226ZM236 208V207H235ZM241 208H243V207H241ZM246 208V209H247ZM87 209V208H86ZM94 209V208H93ZM142 209H145L146 210V215H145V213H143V210ZM198 209V208H197ZM204 209H206V208H204ZM208 209V208H207ZM229 209H230V207H229ZM228 209V210H229ZM258 209V208H257ZM73 210V209H72ZM80 210V209H79ZM78 210V212H79V215L78 216H80V213H81V211H79ZM96 210V211H97ZM101 210H103L102 208H101ZM100 210V211H101ZM106 210V209H105ZM108 210V209H107ZM140 210V211H139ZM211 210V209H210ZM227 210V211H228ZM230 210H232V209H230ZM240 211L241 210H243V209H239ZM249 210V209H248ZM254 210V209H253ZM260 210H261V212H264V207L262 206L261 208H260ZM54 211V210H53ZM104 211V210H103ZM222 211H219V208H218V212H222ZM234 211V210H233ZM233 211H232V213H233ZM236 211H238V210H236ZM246 211V210H245ZM251 211V210H250ZM65 212V211H64ZM83 212L81 213L82 215L81 216H83ZM87 212V213H86ZM92 212V211H91ZM91 212H90V214H91ZM98 212H99V210H98ZM141 212V213H140ZM215 212V211H214ZM214 212H212L213 214L211 215V216H214L215 214H214ZM218 212H215V213H217L218 214ZM242 212V211H241ZM240 212V213H241ZM247 212V211H246ZM254 212V214H255V212H257V211H253ZM65 213H67V212H65ZM86 213V214H85ZM93 213V212H92ZM102 215H103V212H100ZM107 214V211H105L104 212V214ZM219 213V214H220ZM225 214H226V211L224 212ZM231 213V212H230ZM231 213V214H232ZM90 214H88V217H89V215ZM96 215H98L97 213H95ZM150 214V215H149ZM188 214V215H189ZM235 214V213H234ZM242 214H246L245 212H243ZM263 214V213H262ZM68 215V214H67ZM91 215H93V214H91ZM90 215V216H91ZM145 217H144V216ZM187 215V218H189V216ZM194 215V214H193ZM226 215H228V214H226ZM257 215H259V213L257 212L255 215H254V217L255 216H257ZM75 216H77L76 214H75ZM78 216H77V218H78ZM81 216L79 217V218H81ZM87 216V215H86ZM99 216H100V214H99ZM108 216H109V214H108ZM209 216V215H208ZM219 216V215H218ZM218 216H215V217H211V219H210V222H212L214 225H213V227H210L209 229L212 231V230H214V231H212V234H210V233H207V235L208 234H210L211 236H212V238H216V239H218L217 238V235L219 234L218 232H223V231H225V236H227L226 238L223 236V240H224V238L225 239H227L228 241H229V243H230V245H232L233 246V249L231 248V246H230V248H228V250L229 251H232V250H234V251H237L239 248L241 249L242 248V252H241V254H245V252H244V249H243V247H239L237 250H235V247H238L237 245H244L245 243L243 242L242 244H241V242L239 241V237L241 236V234H243V232L240 230V227H241V223L239 224V222H241L242 221V224L243 223H245V220L247 221V218L248 217H245L246 219H244V218H240V220L238 221V219L237 218H235V221L233 220H231V218H232V216H231V218H230V216H229V218H230V220H231V222L233 223V224H230V220L229 219H226L227 220V223L229 222V224H227L226 223V220L224 221V220H222L221 218H219ZM235 216H237V215H234L233 217H235ZM252 216V215H251ZM64 217H66V214H64ZM68 217H69V221H72V223H73V219L72 220H70L71 218H70V214L68 215ZM68 217H66V218H68ZM72 217V216H71ZM87 217V218H88ZM93 217V216H92ZM237 217H239V216H237ZM253 217V216H252ZM16 218V217H15ZM58 218V219H57ZM78 218V219H79ZM83 219L85 218V217H82ZM86 218V219H87ZM90 218V217H89ZM89 218H88V220H89ZM157 218V217H156ZM195 218V217H194ZM194 218H193V216H192V219L194 220ZM199 218L201 219V217L199 216ZM199 218H196V219H199ZM205 218V217H204ZM204 218H203V220H199L200 221V223L201 222H203L204 224H206L205 222H204ZM250 218V217H249ZM259 218V219H258ZM258 218L257 217H255V219H257L255 222L253 221V220H251V221H253L254 223H252L253 224V226H252V228H250L251 229V234L249 235V237H248V242H246V243H250V244H252V245H256V247L257 248H260V247H262V245H264V215L262 216V215H260V217L258 216ZM60 219H61V221L63 220V219H65V218H61L60 217ZM82 219V220H83ZM237 219V220H236ZM254 219V220H255ZM57 220V221H56ZM68 219H65V222L67 221ZM81 220V221H82ZM88 220H85V221H88ZM158 220V219H157ZM160 220V219H159ZM244 220V221H243ZM1 221V220H0ZM60 220H59V222L58 223H60L61 222ZM80 221V222H81ZM84 221V222H85ZM89 221H91V219L89 220ZM161 221V220H160ZM196 221L197 220H195V223H196ZM199 221H197V222H199ZM206 221V220H205ZM250 221V222H251ZM64 221H63V224H60L61 225V227H63V226H65L67 223H65ZM68 222V221H67ZM74 222H76V221H74ZM83 222V223H84ZM99 222V223H100ZM192 222V221H191ZM54 223V222H53ZM70 223V222H69ZM77 223V222H76ZM82 223V224H83ZM91 224H93V221H91L90 222ZM90 223H89V225H90ZM155 223V222H154ZM173 223V224H172ZM199 223V224H200ZM247 223H248V221H247ZM51 223H49V225H50ZM79 224V223H78ZM81 224V225H82ZM94 224V225H95ZM180 224V223H179ZM250 224V223H249ZM63 225V226H62ZM68 225V224H67ZM76 225V224H75ZM87 225V223H86V225L84 224V225H82L83 226V228L86 230L85 232H83V238L85 239L88 235L87 234H95V232L96 231H94V229H93V232L92 231H89L88 229H87V226H88V228H90V226H92V225ZM201 225V224H200ZM200 225H198V226H200ZM217 227H216V226ZM235 225V226H234ZM245 225V224H244ZM246 225H248V224H246ZM245 225V226H246ZM79 226V225H78ZM77 226V227H78ZM85 226V227H84ZM157 226H158V224H157ZM197 225H196V227H198ZM249 226V225H248ZM248 226H246V227H248ZM22 227V226H21ZM24 227H22V229L23 230H25V228ZM30 227V228H31ZM56 227H57V225H56ZM58 227H59V224H58ZM61 227H59V228H61ZM74 227V226H73ZM81 227V226H80ZM175 227V226H174ZM173 227V228H174ZM215 227L219 230H217V231H215ZM64 228H66V230L68 229L67 227H64ZM82 228V227H81ZM82 228V229H83ZM199 228V227H198ZM205 228H206V225H205ZM213 228V229H212ZM32 229V228H31ZM62 229V228H61ZM78 229V228H77ZM76 229V230H77ZM80 229V228H79ZM90 229H92V228H90ZM162 229V228H161ZM165 229V228H164ZM163 229V230H164ZM169 229H171V228H169ZM168 229V230H169ZM245 229V228H244ZM249 229V228H248ZM249 229V230H250ZM21 230V229H20ZM30 230V229H29ZM69 230V229H68ZM71 230H75L74 228H71L69 231H71ZM173 229H171V231H172ZM178 230V229H177ZM183 230V229H182ZM223 230V231H222ZM245 230H247V228L245 229ZM2 231V230H1ZM19 231V230H18ZM27 231V230H26ZM55 231V230H54ZM58 231V230H57ZM61 231V230H60ZM63 231V230H62ZM81 233H80V235L79 234H76V236L77 235H79V236H81V234H82V231L81 230H79ZM162 231V230H161ZM160 231V232H161ZM180 230H178V232H179ZM184 231V230H183ZM188 231V230H187ZM190 232H191V230H189ZM242 233H241V232ZM9 232V231H8ZM17 232V231H16ZM31 233L32 232V230H30V231H28V233ZM51 232V233H50ZM56 232V231H55ZM77 232H78V230H77ZM76 232V233H77ZM90 232H92V233H90ZM146 232H149V233H146ZM245 232V231H244ZM1 233L2 232H0V235H1ZM19 233V232H18ZM25 233H27V232H25ZM24 232H23V234H25ZM29 233V234H30ZM58 233V232H57ZM64 233H66V232H64ZM79 233V232H78ZM84 233L87 235H84ZM186 233V232H185ZM196 233H198V232H196ZM216 233V236H214V234ZM224 233V232H223ZM227 233V234H226ZM60 233H58V235H59ZM63 234V233H62ZM61 234V235H62ZM69 234H70V232H69ZM160 234V233H159ZM180 235H181V233H179ZM182 234H184V233H182ZM8 235V234H7ZM57 235V234H56ZM61 235H59L60 237H62ZM67 235V234H66ZM203 234H197V236H200L199 238H205V237H208L209 238V236L210 235H205V233H204V235L202 236ZM220 235V238H221V235H222V233H220L219 234ZM218 235V236H219ZM23 236V235H22ZM29 236H31V234L29 235ZM70 236V235H69ZM84 236H86V237H84ZM171 236V235H170ZM197 236L195 235L194 236V238L196 237L197 238ZM202 236V237H201ZM244 236V235H243ZM24 238H25V236H23ZM27 238H28V236H26ZM73 237V236H72ZM160 237V236H159ZM244 237H246V235L244 236ZM244 237H243V241H244ZM22 237H20V241L21 240H23V239H21ZM80 239H83L82 237H79ZM163 238V237H162ZM175 238V237H174ZM195 238V239H196ZM198 238V239H199ZM211 238V239H212ZM219 238V239H220ZM247 238V237H246ZM245 238V241L247 240ZM0 239H1V241H3V238H1L0 237ZM26 239V238H25ZM35 240L34 242L33 241H31V240ZM61 239V238H60ZM63 239V238H62ZM91 239H92V241H91ZM193 239V238H192ZM191 239V240H192ZM201 239H199V240H201ZM211 239H209V240H211ZM77 240V239H76ZM96 240H98V241H100V244H98V245H101V247H99L100 248V250H92L93 248H92V244H94V243H96ZM203 240V239H202ZM201 240V241H202ZM204 240H206V238L204 239ZM222 240V239H221ZM220 240V241H221ZM41 241V242H40ZM97 241V243H99ZM182 241V240H181ZM5 242V241H4ZM67 242V241H66ZM76 242H78V241H76ZM82 241L80 240V243H81ZM83 242H85V241H83ZM82 242V243H83ZM192 242V241H191ZM222 242H224L225 243V241H222ZM37 243H41V247L39 248L38 247V245H37ZM228 243V242H227ZM227 243H226V245H227ZM228 243V244H229ZM3 244V242H1V245ZM6 244V243H5ZM16 244V245H17ZM223 244V243H222ZM10 245V244H9ZM8 245V246H9ZM15 245V246H16ZM20 245H19V248H21L20 247ZM28 245H30V244H28ZM50 245V246H49ZM180 245V244H179ZM203 245V246H202ZM225 245V246H226ZM247 245V244H246ZM10 246H12V245H10ZM45 246V247H46ZM217 246H218V244H217ZM223 246V245H222ZM224 246V247H225ZM245 246V245H244ZM3 247V246H2ZM27 247H29V246H27ZM31 247V246H30ZM34 246H33V244H32V248H33ZM47 247V248H48ZM67 247V246H66ZM98 247V246H97ZM152 247L154 248L153 249V251H152ZM219 247V246H218ZM227 247H228V245H227ZM248 247V246H247ZM246 247V248H247ZM264 247V246H263ZM11 249H12V247H10ZM14 248V247H13ZM216 248L217 247H213V249H215V251H216ZM249 248V247H248ZM248 248H247V250H248ZM252 248V247H251ZM251 248H249V250L251 249ZM22 249V248H21ZM24 249V248H23ZM35 249V248H34ZM34 249H32V250H34ZM46 249V248H45ZM179 249V248H178ZM208 249H211V250H213L212 248H208ZM232 249V250H231ZM253 249V248H252ZM256 249V248H255ZM261 249V248H260ZM3 250H4V247H3ZM6 250V249H5ZM29 250V249H28ZM28 250L26 249L25 251H26V253H29L30 254V251L28 252ZM37 249H35V251H36ZM41 250H43V248L41 249ZM169 250H171L172 251V253H167V252H170ZM228 250H225L226 252H228ZM246 250V249H245ZM246 250V252L248 253V251ZM234 251H232L231 253H233ZM252 251V250H251ZM257 251H258V249H257ZM264 251V250H263ZM10 252V251H9ZM37 252V251H36ZM41 252V251H40ZM39 252V253H40ZM46 252V251H45ZM165 254H168L169 256H166L165 257V255H164V253ZM214 252V251H213ZM217 252V251H216ZM226 252H225V254H226ZM240 252H234V254L236 255V254H238V255H236V258H238L237 256H239V253ZM3 253H6V251L5 252H3ZM23 253V252H22ZM38 253V252H37ZM54 253V254H53ZM161 253H162V255H161ZM210 253V252H209ZM208 253V254H209ZM217 253H221V252H217ZM1 254V253H0ZM8 254V253H7ZM6 254V256H8ZM17 254V253H16ZM15 254V255H16ZM31 254H35V253H31ZM41 254H43V252L41 253ZM41 254H40V257H41ZM45 254V253H44ZM44 254L42 255V257L44 256ZM207 254V255H208ZM211 254H213V253H211ZM216 254V253H215ZM218 254V255H219ZM240 254V255H241ZM243 254V255H244ZM259 254V253H258ZM263 254V258L262 259H264V252L262 253ZM14 255V256H15ZM46 255H47V253H46ZM45 255V256H46ZM154 255V254H153ZM164 255V256H163ZM207 255H205V256H207ZM224 254H220L219 256H223ZM228 255V254H227ZM4 256H5V254H4ZM20 256H21V254H20ZM20 256H15V258L16 257H19V258H21L20 260H22V258L23 257H20ZM23 256H24V254H23ZM29 256H31V255H29ZM33 256V255H32ZM36 256H37V254L36 255H34L33 257H34V259L36 258ZM39 256V255H38ZM49 256H47L48 258H49ZM55 256H59L57 259H56V257ZM259 256H260V254H259ZM2 257V256H1ZM0 257V258H1ZM25 258H26V256H24ZM28 257V256H27ZM32 257V258H33ZM47 257H46V259H47ZM53 257H50L51 259H53ZM140 257V258H139ZM142 257V258H141ZM152 257V256H151ZM154 257V256H153ZM223 257H226V256H223ZM228 257V256H227ZM226 257V258H227ZM14 258V257H13ZM14 258V259H15ZM25 258H23L24 259V261H25ZM30 258V257H29ZM29 258H27L26 260H27V262L25 261V262H23L24 264H36V263H33V262H31V261H28V259ZM207 258V257H206ZM208 258H209V255H208ZM211 258V257H210ZM210 258L207 260V261H209L210 260ZM213 258V257H212ZM221 258V257H220ZM232 258V257H231ZM231 258H229V259H231ZM234 258L235 257H233V260H234ZM235 258V259H236ZM243 258V257H242ZM7 259V258H6ZM45 259V258H44ZM45 259V260H46ZM51 259H48L47 261H49V260H51ZM138 259H140L139 261H138ZM2 260V259H1ZM30 260V259H29ZM148 260H149V258H148ZM224 260V259H223ZM228 260V259H227ZM238 260V259H237ZM14 261V264H15V260H13ZM23 261V260H22ZM200 261V262H199ZM230 261V260H229ZM232 261V260H231ZM254 261V260H253ZM250 262V264L251 263H254V262ZM19 262V261H18ZM38 262H40V261H38ZM42 262V261H41ZM210 262H212V260H210L209 261V264H210ZM219 262H222L221 261V259L219 260ZM247 262V261H246ZM3 263V262H2ZM22 263V264H23ZM43 264H45V261L44 262H42ZM208 263V262H207ZM237 263V262H236ZM4 264V263H3ZM19 264H20V262H19ZM211 264H214V262H212ZM242 264V263H241ZM264 264V263H263Z\"/></svg>",
  "mask_w": 264,
  "mask_h": 264
}]
</instances>
